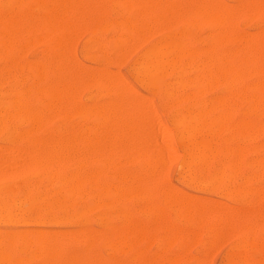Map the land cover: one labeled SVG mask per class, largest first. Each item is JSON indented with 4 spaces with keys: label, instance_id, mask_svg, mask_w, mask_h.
<instances>
[{
    "label": "rangeland",
    "instance_id": "rangeland-1",
    "mask_svg": "<svg viewBox=\"0 0 264 264\" xmlns=\"http://www.w3.org/2000/svg\"><path fill=\"white\" fill-rule=\"evenodd\" d=\"M12 1H14L13 2V10L10 9V7H9V5H11V8H12ZM33 1H35V0H23L22 1L23 4L20 6L19 4H17V2L20 3L19 0H17V1L16 0H0V17L2 16V18H0V33H1V28H2L1 27V24H3L4 19L6 18L5 19V21H6L8 19V17H9V19L12 18V20H15L18 23H23V25H18L20 27H29V29L27 30V33L28 32L30 33V34L29 33L27 34L26 33V30H23L24 33H21L20 36L17 38V40H15L16 42H15L14 48L10 49V51H9V49H4V47H3L4 45L3 44L0 45V51L3 53V54H1V52H0V101L3 102L5 100H8L6 102V104H5V102H3V104L0 105V107L1 106L3 107V110L0 108V113H1L0 114V119L2 118L0 120V122H3V124L5 123V125H6V126L4 125V127H1L0 126V155L2 154L0 156V160L1 161H3V160L5 161V163L3 162L4 164L0 161V164H1L0 166H2L0 168V172L4 176L3 177L2 175H0V178H2L0 180V185L2 186V188L0 186V193L2 191V193L0 194V197H1L0 198V204H6V203L7 204H12L13 201H14V203L18 204V207H19V208L16 207L15 208L16 210L14 209V212H16V213L13 212L14 215L12 214L11 220L4 219V220H1L2 222L0 223V242H1L0 243V247H2L1 246L2 244L3 245L6 244V245L9 246L8 247L9 250H11V251L14 250V251L10 252L11 253L10 254V257H11L10 260L11 261L10 260L9 261H6V264H14L15 260L18 261V259H19L18 262H20L21 260L23 261V258H25V262H23L24 264H39V259L38 260L36 259V258H38V256H37V249H36V231L37 230H40V232L41 231L42 232L48 231V233H50L52 237L55 236V238H59V239H61V241H62V238H65L67 236H70L71 233L73 235L76 234V233H80V232L81 233L84 232V233H87V234L90 233V234L87 235L88 236V239H89L90 236H91V234H93L94 232H96V235H95V233L92 235V237H94L95 240L94 239L92 240L91 238L89 239V242H92V243H88V239L86 237L87 244L88 245L91 244L89 248H88V245L86 244V241H85V236H86L85 235L84 238L80 241L81 244H80V242H75V243L72 242L71 243L72 245L71 244L64 245L63 246L64 249H63L62 255H63V258H69V256L72 255V254H79L84 259H91V260L95 261L97 264H102V263H104V264H114L115 261H117L118 264H121V263L122 264H124V263L125 264H130V260H131V264H137V263L138 264H143L144 262L146 264H148L147 261L149 262V264L151 262H152L151 264H170L169 261L173 262V259L175 260L176 258H177L176 259L177 264H195V263L196 264H232V263L235 264L234 263L235 260H236V264H246V262L247 263L249 262L248 264H257L258 257H259L258 263L260 264L261 261L263 262L264 259H262V258L264 256V248H261V247L259 248L258 246H260L259 244H261L262 247H264V241H262L263 238H261L262 237V231H263V237H264V224L261 223L264 220V218H262V216L264 217V208H263L264 207V201H263L264 198H262V197H264V195L261 194L262 191H259V190H261L264 187L263 186L264 185L263 180H261V177H260V176H262V173L264 174V169H261V167L264 168V166H263L262 163H260L261 161H259V162H257V165L260 166V169H258V166H256V164H255V161H257V159L260 160L262 158V156H263V159H264V149H263V152H262V148H264L263 147L264 146V132H263L264 126L261 124L262 122L264 124V74H263V72H264L263 71L264 70V66H263V64H264V61H263L264 60V56H262V54L264 55V49H263L264 48V33H263V31H264L263 30L264 29V26H263L264 25V13H263V11H264L263 10V8H264V5H263L264 4V1L263 0H260V1L259 0H218V1L217 0H212V1L211 0H209V1L208 0H202V1L201 0H194L195 3H196V4H194L193 3V0H186V3H185V0H182V1L181 0L180 1H178V0H176V1L175 0H164V1H166L165 4L168 3V1H169L168 6H167V5L164 4V1L163 0H153V1H155L154 3H156L155 6H154L152 0H150L151 2L148 1V0H146L147 2L145 0H142V1H140V0L137 1L136 0V2H135V0H129V2H127V0H120V1L119 0H103V3H102V0H88L89 1V4H88V1L87 0H82V5H81V8H80L81 0H77L79 2H77L76 0L75 1L73 0L74 2L72 4L74 6H76V8L78 7L80 9V11H79L78 8L75 9V7H74L75 14H77L75 16V15H73L74 14V9H73V5L71 3H70V5H72V7L70 6L71 7L70 10H68L69 12L66 10L67 9V6L69 7V4L67 3L68 0H54V1L53 0H36V12H38V13H36V16L37 17L35 19H34V14H33V6H34ZM43 1H44V4H43ZM61 1L64 4H62ZM100 1H101V3H100ZM108 1L110 2V5H109V2ZM121 1H123V4L125 2L124 6L121 3ZM162 1H163V4H162ZM210 1H211V3H210ZM214 1L216 2V4H215ZM75 2H76V5H75ZM94 2H95L96 5L94 4ZM126 2H127V4H126ZM160 2H161V4H160ZM179 2L181 3V5L182 4L183 5L181 6ZM14 3L16 4L15 6H16V9L17 10H15ZM52 3H54V5H55L54 8H53ZM131 3H132V5H131ZM140 3H141L142 6L140 5ZM150 3H151V5H150V7H148L149 5H147V4H150ZM173 3H175V6L173 5ZM40 4H41V7H40ZM106 4H108V6H106ZM134 4H135V6H134ZM152 4L155 7V9L157 8V6L159 4L158 8L161 7L162 10L163 9L164 10L163 11L161 10V12L159 13V10L160 9H158V12L155 11V9H153ZM169 4H171V5L169 6ZM177 4H179V5L177 6ZM185 4H187V6ZM6 5H8L9 12H8V9L6 8ZM18 5L20 7H18ZM93 5L95 6V8H94ZM137 5H138V7H137ZM222 5H223V7H222ZM225 5H226V7H225ZM254 5L257 8H258L257 5H259L260 8L263 6L261 15H259L260 12H261L260 11L261 9H258L259 10L258 11L259 14H258L257 8L256 7L254 8ZM83 6H84L85 10H84ZM97 6H98V8H97ZM109 6H111V7L109 8ZM176 6L179 9V11H177V12H176ZM195 6L198 9L197 10L198 12L196 11ZM202 6H204L203 9L206 10V14L208 12V13L211 14V16H216V14L219 16V17L218 16L215 17L216 18V23H215L214 17H212L213 21L211 19H210V21H207L208 24H207V27H206V23H207L206 20L208 18L205 15V11L203 12V9H202V12H203V15L204 16H202V12L199 13V11L201 10ZM207 6L209 7V9H208ZM246 6H247V8H246ZM127 7H129L130 9L127 8ZM132 7H134V9H135L134 12H133ZM165 7L167 9L166 11H165ZM199 7H201V8H199ZM244 7H245V10L243 9ZM62 8H63V10H62ZM113 8H114V10H113ZM126 8L128 9V14H127V9ZM146 8H147V10H146ZM151 8L155 11V14L156 15H154V11L151 12L152 11ZM226 8H228L227 11H226ZM143 9H144L145 12L142 11ZM168 9H169V13H171L172 16H173V18H172L171 14H170V19L169 20H168V18H169ZM181 9H182V12H181ZM210 9H212V10H210ZM214 9H215V11H214ZM241 9L243 10V13L241 12ZM50 10H52L53 12L51 11L47 15V12L50 11ZM88 10H89V12H88ZM90 10H91V13H90ZM130 10H131V12H130ZM148 10H150V13H149ZM208 10L211 11V12H209ZM218 10L222 14H220L219 12L215 14V12H217ZM231 10H232V12H228V11H231ZM44 11H47V12H44ZM62 11H67L66 14L68 16L65 15L64 14L65 12H62ZM97 11H98V14L96 15ZM113 11H114V13H113ZM136 11H137V13H136ZM236 11L237 12L239 11V13H237ZM251 11H252V13H251ZM56 12H57L56 23L58 22L59 24L58 23L57 24L56 23H53V25H52V24H50L51 22L49 21V23H48L47 22V19H45V18H47L49 15H52V14L56 15ZM59 12H62V14L59 13ZM70 12H72V15L73 16L70 15L71 14ZM84 12H85V14H84ZM124 12H126V13H124ZM179 12H181V14ZM227 12H228V15H229L228 18H227ZM28 13H30V15ZM42 13H43V16H42ZM115 13H116V15H115ZM151 13H152V16H151ZM191 13L193 14V17H192V14ZM6 14H7V16H6ZM92 14H93V16H92ZM136 14H138V15H136ZM159 14H160V17H159ZM224 14H226L225 15L226 16V19L223 17ZM113 15H115V16H113ZM166 15H167V17H166ZM252 15L255 16V18ZM10 16H12V17H10ZM22 16H23V18H22ZM41 16H42V18H41ZM106 16H107V18H106ZM163 16H165L166 19H165V17L163 18ZM180 16H182V19L180 18ZM24 17L27 18L26 21L24 20L25 19ZM58 17H60V18H58ZM63 17H64V19H63ZM75 17H77V21H76ZM161 17L163 18V21H164V27H163V24H162V27L164 28V30L162 32L160 31V29L162 30V27H160V23L159 22L157 23V21H159V20L162 22ZM174 17H175V20H174L175 23H173L172 24L173 26L171 25V28H170V24L173 22ZM198 17H200L201 19H199ZM220 17H222V19ZM250 17H252V18H250ZM260 17H263V18H260ZM67 18H68L69 22H68ZM129 18H130V20L127 22V27H126L125 24H126V21ZM171 18H172V21H171ZM197 18H198V20H197ZM217 18L219 20H217ZM230 18H231V20H230ZM18 19L19 20L21 19L20 22H19ZM58 19L60 21H58ZM78 19H80V21ZM118 19H120V20H118ZM136 19L138 20V23H140V25L137 23V20ZM51 20L54 21L55 19H51ZM114 20H116L115 23H114ZM196 20H197V22H196ZM224 20L225 21H228L229 20L228 21V24L226 23V26H225ZM236 20H237V22H236ZM43 21L45 22V25H44V22ZM123 21H125V22H123ZM135 21L137 23V26L135 24ZM170 21H171V23H170ZM183 21H184V23H183ZM201 21H203V22L205 21L206 22L205 23V26H203L204 24L201 23ZM217 21H222L221 22V25H220V22H219V25H217V23H218ZM230 21H232L231 24H230ZM73 22H75V23L73 24ZM86 22H87V24H86ZM112 22H113V24H112ZM133 22H134V25L132 24ZM141 22L144 25V30H143V25L141 26ZM165 22L166 23L168 22L166 24L167 25L166 28H168V26H169V29L168 30L167 29L165 30ZM185 22H186V24H185ZM191 22L193 23V26H192ZM61 23H63V25H61ZM68 23H70V25H68ZM117 23L120 24V26ZM130 23H131V25L133 27L130 25ZM199 23H201V25H202V26L200 25L201 27L198 26ZM209 23L211 25H209ZM222 23H223V25H222ZM64 24H66V26H69L68 27L69 30H68V28L66 26L64 27ZM85 24H86V26H85ZM106 24L108 25V28H107V25ZM122 24H124V25H122ZM150 24H151V27H150ZM215 24L217 25V27H215L216 26ZM72 25H73V27H71ZM115 25H118V26L114 27ZM36 26H37V29L35 30ZM47 26H49L48 30H47ZM53 26H54V28H53ZM130 26L132 27V31L130 29L131 28ZM56 27H57V30H56ZM63 27H64V31H63ZM112 27H114V29L116 31L114 29H112ZM125 27H126V29L128 28L130 32L128 31V29L125 32L124 31L125 30ZM137 27L138 28H142V30L144 31L145 35L142 36L143 39H141V35H139V34L142 33V31L138 30ZM145 27H149L150 29L149 28H146V30H145ZM158 27H159V29H158ZM44 28H45V30H44ZM71 28L73 30H71ZM155 28H157V30H155ZM197 28L198 29L200 28V29L198 30ZM223 28H224V30H223ZM49 29H50V32H49ZM54 29H55V31H54ZM80 29L82 30V32L80 31ZM94 29H95V32H94ZM120 29H121V31H120ZM212 29H213V33H211L212 32ZM66 30H67V32H66ZM150 30L152 31V33H151ZM210 30H211V32H210ZM222 30H223V32L225 31L224 32L225 35L222 32ZM234 30H235V32H234ZM38 31H40V33ZM72 31L74 32L75 35L73 34ZM133 31H134V34H131V32H133ZM135 31H137V32H135ZM32 32H33V34H32ZM55 32L57 33V35H56ZM68 32L69 33L71 32V34L73 35V37H72L73 39L70 38V35L71 34H69ZM184 32H186V33H184ZM217 32H219V33H217ZM42 33H43V35H42ZM115 33H116V36L114 35ZM129 33L131 34L130 36H129ZM136 33H138V34L136 35ZM229 33L231 34V37H230ZM240 33H241V35H240ZM244 33H245L246 37H245V35H243ZM45 34H48V35L45 36ZM79 34H81V35H79ZM31 35H32V37H31ZM33 35L35 36V39L36 40L34 39ZM217 35H218L219 38L217 37ZM219 35H222V36H219ZM114 36L115 37H118V38H116V40H115V38L113 39ZM139 36H140V39H139ZM171 36H176L179 39L183 40L187 44V46L189 47V49L192 51V53H193V56H191L190 58H188L187 59L188 61L187 60L185 61L187 64L185 65L186 66V69H185V76L186 77L184 76V78H183L184 79L183 80L184 83H183L182 80L181 81H177V79H176L177 75L175 74V71L176 70L173 69V68L172 69L168 68L167 73L164 74L163 77H162V82H164L166 85L167 84L168 85L171 84L170 85V89L176 94V97L172 98V100L170 98H167L166 99V97L162 96L156 89H154L152 87L150 88V87L143 86V84H141L138 80H136V78L134 77L133 72H132V69H133L132 66L134 67L135 63L138 61V59L146 51H148L149 49H151L153 46H156V45H158L160 43H164V42L168 41ZM239 36H240V38L242 36L241 41L244 39L242 41V44H241V41L239 40ZM39 37H41V38H39ZM62 37H64V39H65V41L63 39V41H64L63 43H66V44H63L62 43V41H61L62 40ZM121 37H123V39H121ZM52 38H54V39H52ZM55 38L57 39V41H55ZM124 38H125V40H127V39L128 40L125 42ZM132 38H134V39H132ZM166 38H167V40H166ZM235 38H236V40H235ZM255 38H256V40H255ZM45 39H47V40L48 39L49 40L51 39V41H49V40L47 41ZM117 39H118V41H117ZM217 39H218V41L216 42ZM219 39H220V41H219ZM70 40H72L73 42H70ZM237 41H238V43H237ZM249 41H250V43H249ZM0 42L3 43L2 34L0 35ZM35 42H37V43H35ZM55 42L58 43V45H54ZM210 42H212L214 45L212 43H210ZM218 42H220V43H218ZM234 42H235V45L233 44ZM258 42H259V44H258ZM48 43H50V45H47ZM61 43H62V45H61ZM253 43H254V46H253ZM68 44H69V47L67 46ZM115 44H116V46H115ZM51 45H53L54 47L53 48L50 47L51 48L50 49L49 46H51ZM228 45H229V47H228ZM245 45H248V46H245ZM250 45H252L253 47L250 46ZM257 45H258V47H257ZM57 46H58V52L60 51V54H59L60 57H59V55L58 56L56 55L58 53V52H56ZM71 46H72V50H71L72 51L71 52L72 55L69 54V51L71 49L70 48ZM117 46L119 47L118 49H117ZM240 46H243V48H241ZM22 47H23V49H22ZM43 47H44V49H43ZM63 47H64V50L65 51L62 50ZM206 47L208 48V50H207ZM238 47H240V48L238 49ZM251 47H252V49H251ZM255 47H256V49H254ZM259 47H261V48L258 50ZM68 49H69V51H68ZM98 49H99V51H98ZM122 49H124L125 51L122 50ZM201 49H203V50H201ZM244 49L246 50L245 54H244V51H245ZM118 50L121 51V54H120V51H118ZM237 50H239L240 56H239V53H237ZM256 50H258V51H256ZM48 51H51V52L48 53ZM205 51H206V53H205ZM231 51H232V53H231ZM53 52H54V54H53ZM195 52H196V54H195ZM253 52H255V54ZM256 52L259 55L256 54ZM86 53H87V55H86ZM209 53H210V55H209ZM250 53H251V55L253 53L252 57H251ZM15 54L16 55L19 54L16 57L17 60H19V61H17L16 58L14 57ZM67 54L70 55V57L68 56V58H66V55ZM84 54L87 57H84ZM91 54H92V56H90ZM202 54H204V55H202ZM234 54H235V56H234ZM38 55H39V57H38ZM101 55H103V56L101 57ZM206 55H207V57H206ZM246 55H248L249 57L246 56ZM12 56H13V58H12ZM51 56L53 57V59L50 58ZM195 56H196V58H193ZM238 56H239V58L241 57L239 60H238ZM8 57H9V59H8ZM243 57L245 58L244 60H243ZM246 57H247V60H246ZM256 57H257V59L259 57L258 61H257ZM59 58H60V60H59ZM261 58H262V60H261ZM4 59L7 60V62H8V60H11L10 62L14 65L13 67H11L12 69L10 68L11 63L8 62L9 64H7L6 61L4 62ZM199 59H200V61H199ZM203 59H204V61H203ZM201 60H202V63H201ZM255 60L257 61V63H256ZM26 61H27V63L29 61H30V63L33 62L34 63L33 64L34 66H35V64H43V65L45 64V66H49L51 68L50 69L51 72H49L50 74H48V73L46 74L45 73L46 75H44L40 80H38V79L36 80L35 79L36 77H34V79H33V76H35V75H34V72H32V74H31V71H32V67H34V66H31L30 67V63L27 64V63H25ZM76 61H77V64H76ZM78 61L80 63H78ZM104 61L105 62L107 61V62L105 63ZM109 61H110V65L108 63ZM196 61H197V63H196ZM244 61H247V62H245L246 65H245ZM50 62L52 63V66H50L51 65ZM70 62H71V64H70ZM204 62H206V63H204ZM233 62H235V65H234ZM242 62H243L244 65H242ZM18 63L21 65L22 71H20V70L18 71V69H20V65ZM64 63H65V65H64ZM198 63H200L201 65L198 64ZM203 63H204V66L202 67ZM210 63H211V66H210ZM222 63L224 64V66H223ZM259 63H260V66H259ZM5 64H7V65H5ZM26 64H27V67L25 69V65ZM54 64H55L56 68H55ZM8 65H9V67H8ZM15 65H16V67H15ZM68 65H69V67H67ZM208 65H209V68H208ZM254 65H255V67H253ZM257 65H258V67H257ZM1 66H2V68H1ZM18 66H19V68H18ZM63 66H64V68H62ZM246 66H247V69H249V71L247 69H245ZM204 67H205V69L203 70ZM220 67H221L222 70L220 69ZM236 67H238V68H236ZM28 68H29V70H28ZM190 68H192L194 70H192V69L190 70ZM243 68H244V70H243ZM260 68H261V71H260ZM55 69H56V71L57 70L60 71V75H58V77L56 75H53V71ZM209 69H212V71H213V76H214L213 79H209L206 76V73H207V71ZM187 70H188V72H186ZM196 70H198V72ZM226 70L228 72V75H226L227 77H225L224 75H222V72L223 71H226ZM254 70H257V72L254 71ZM61 71H63V72H61ZM77 71H78V73H77ZM104 71L105 72L107 71V72L104 74ZM18 72H19V75H18ZM110 72H111V74H110ZM202 72H203V75L204 76L202 75ZM214 72H215L216 77L214 75ZM231 72H232V74H231ZM234 72L236 74H234ZM8 73H10V76H8L9 75ZM67 73H68V75H67ZM114 73H116V75L118 73V75L121 76V77H118V75L117 76L114 75ZM176 73H177V71H176ZM250 73H251V75H250ZM16 74L19 76L20 82H19L18 79H16V77L18 78V76ZM65 74H66V76L64 77ZM74 74H76V78H75V75ZM91 74H92V76H91ZM196 74H197V77H198L197 79L200 80V82L195 78L196 77ZM198 74H200L201 76L198 75ZM29 75H32V77L29 76ZM79 75H80V77H79ZM219 75H220V78L221 79L219 78ZM14 76H15V78H14ZM48 76H49L50 80H51V77H52L53 82H52V80L51 81L49 80ZM67 76H68V78H67ZM191 76H193V78ZM202 76L204 78H202ZM102 77H103L104 81H103ZM108 77L110 78V80H109ZM112 77L114 78L115 83L113 82ZM238 77H239V82L237 81L238 80ZM31 78H32V82L35 81L34 84H32V89H31V85H30ZM74 78L77 80V82L74 80ZM83 78H84V81H83ZM96 78L98 80H96ZM100 78H101V81H100ZM226 78H227V80H226ZM122 79H123V81H122ZM187 79H189L190 81H188ZM202 79H203L204 82L209 83L210 87L208 86V84H206L204 82H201ZM107 80L109 81V83L107 82ZM116 80H117V84H116ZM194 80H196L197 83L194 82ZM214 80L216 82H214ZM250 80H251V82H250ZM257 80H258V82H257ZM8 81H9L10 84L8 83ZM36 81H39V82L36 83ZM58 81L60 83L61 82H64V84H67V85L69 84L68 87L71 88L70 91L72 92V99H70V102L69 103L67 102V105L64 102L61 103V104L60 103L57 104V106L61 107L60 108V112L62 110V113L59 116H58V114H60V112H58L59 111L58 110L59 107L54 106L53 109L52 108L50 109L47 106V110H45V104H43V103H47V98L44 96V94L42 92L44 89H46L45 87H47V86L49 87V86H51V84L53 85V84H55V82H58ZM118 81H119V83H118ZM15 82H17V84L14 85ZM81 82H83V84H81ZM101 82H103V83L100 84ZM105 82L107 84H109L110 87H108V85H106ZM177 82H179V84ZM211 82H212V84H211ZM217 82H218V84H217ZM219 82H221V83H219ZM222 82H223V84H222ZM248 82H249V86H248ZM262 82H263V85L262 84L260 85V83H262ZM75 83H77V85H75ZM180 83H182V84L180 85ZM189 83H191L190 84L191 86L189 85ZM233 83H234V85H233ZM254 83L256 84V86H255ZM258 83H259V88L260 89L258 88V85H257ZM37 84H39L40 86L37 85ZM61 84H63V83H61ZM203 84L204 85L206 84V87ZM252 84H253V86H251ZM88 85H89V88H87ZM105 85L109 89L106 90ZM128 85H129V87H128ZM183 85H186V87H184ZM27 86H29L30 88L27 87ZM112 86H114V88ZM115 86L117 88H115ZM122 86H123V88H122ZM192 86H194V87L196 86V89L198 91L196 90L194 92L195 88L192 87ZM233 86H234V89H233ZM14 87H15V90H14ZM36 87L39 88V90H41V91H39L36 94V96H35L34 95V92H35V89H37ZM72 87H74L75 90ZM104 87H105V91L103 90ZM25 88H26V90H25ZM82 88H83V92H82ZM119 88L121 89L120 91L117 90ZM180 88H182V90ZM201 88H202V90H201ZM223 88H225V90ZM231 88H232V90H231ZM261 88H262V90H261ZM78 89H79V91H78ZM130 89H131V91H130ZM206 89H208V91ZM245 89H247V91H245ZM253 89H254V91H253ZM22 90H23V92L25 91L24 94H21V93H23V92H21ZM31 90H33V91H31ZM258 90H259V92H258ZM116 91L119 92V93H116ZM125 91H126V93H125ZM236 91H237V93H236ZM238 91L240 93H238ZM13 92H14V94H12ZM106 92H108V93H106ZM114 92H115V94H114ZM133 92H134V94L136 96H134ZM177 92H178L179 95L177 94ZM182 92H183V94H182ZM199 92H201L202 94L199 93ZM104 93H106V94H104ZM127 93H129V95ZM243 93H245V94H243ZM4 94H5V98H4ZM17 94H18V96H15ZM98 94H99V96H98ZM21 95H22V97H21ZM89 95H91V98L90 99H89V97H90ZM118 95H119V97H118ZM187 95L191 97V100L188 98ZM196 95L197 96L199 95V96L198 97H195ZM232 95H233V97H232ZM33 96H35V98ZM84 96H86V97H84ZM87 96H89V97H87ZM127 96H128V100L126 102V100H125L124 97H126V99H127ZM177 96H178V98H177ZM181 96H182V98H181ZM183 96H185V97H183ZM240 96H243L245 98L242 97L243 100H241ZM8 97H9V99H7ZM74 97H75V99H74ZM186 97H187V100H186ZM194 97H195V99H194ZM18 98H20V99L18 100ZM31 98H32V101L33 102L31 101ZM179 98L181 99V102H180V99ZM184 98H185L186 102L188 101L187 103L184 101ZM247 98H248V100H247ZM138 99H139V102H138V106H137V100ZM13 100H17L18 101V104L20 102L21 105L19 104V107L22 110H23V107H21V106L24 103H26V102L30 105V107L34 108L36 111H40L41 110L40 116L42 117L41 118L42 126L36 130V128H35L36 126L34 124H32L33 121L31 123L29 122L32 119H29L28 120L25 116H23V113H20V110H18V105L17 106H14L13 105V107H12V104H9ZM38 100H40L41 102L38 101ZM189 100L191 101V103L189 102ZM192 100H194V102ZM202 100L204 102H202ZM218 100L219 101L220 100L222 101V107H220L218 105ZM255 100H256V102H255ZM145 101H146V104H145ZM167 101H168L169 104L167 103ZM208 101H210V102H208ZM100 102H101V104H100ZM108 102L111 103L109 106L107 105ZM112 102H113V104H112ZM119 102L121 103V106H120ZM130 102H131V105H130ZM149 102H150L151 105L149 104ZM162 102H164V103H162ZM178 102H180V103H178ZM199 102H200V104H199ZM233 102H234L235 106H234ZM114 103H115V105H114ZM170 103H173V104H170ZM194 103L196 105H194ZM202 103L205 104L204 107H202V109H206L207 110L208 109L207 106H208L210 108L208 110L211 111V113L209 112V115L207 117V121L205 122L207 126L205 125L203 127V129L201 127L200 133L198 132L197 134H195L194 135V139L191 138L193 136H191L189 138V136H187V134L185 133L186 132L185 126H180L179 127L177 125V127H176V120H178V119L181 118L182 113H184V111L186 110V108H187L186 111L189 110L190 113L193 112V111H194V113H196L197 108L199 110H201L200 107L202 106ZM214 103H215V105H214ZM223 103H224V105H223ZM260 103H261V105H260ZM62 104H65V106L62 105ZM103 104H106V106H108V108H110V109L107 108L108 111L110 110L112 112V109H113V106H114L115 107L114 109L117 110V111H119V112H115V110L113 109L114 112L112 113V119H111V112L109 111L110 116L108 118V122H107L106 128H104L105 127V125H104L103 127H100L98 130H96V128H97L96 127V124L98 125V121L99 120L101 121V118H99L97 116L98 115V108H99V106L100 107H103V106H101ZM122 104H123V107L124 106H126V107L123 108L122 107ZM198 105H201V106H198ZM252 105H253V107H252ZM259 105H260V107L262 109L259 107ZM39 106H40V110H39ZM63 106L65 107L64 108L65 110L62 109ZM88 106H89V108H92L93 107L91 109L90 113L93 110L94 111L91 114L89 113V110H90L89 108H88V111H87V107ZM118 106H120L119 110H118ZM135 106H136V108H135ZM167 106H169V108ZM184 106H186V108ZM190 106H191V108H189ZM14 107H17V108H15V111L13 109ZM81 107H83L84 110H83V108L80 109ZM95 107H96V109H95ZM131 107H132V109H131ZM142 107L144 109H141ZM182 107L184 109H182ZM56 108H57V110H56ZM137 108L140 109V113L138 112V109ZM233 108H234V110H233ZM16 109H17V111H16ZM43 109H44V112H43ZM48 109L50 110L49 112H48ZM146 109H148V110H146ZM212 109H214V110H212ZM224 109L228 110V116H227L228 117V121L226 120L227 123L225 122V120H224V123L221 122L222 113L224 112ZM71 110H72V112L70 113ZM80 110H82L84 112L81 111L80 114L79 113H77V115H76V113L74 114L75 111H78L79 112ZM129 110L131 112H129ZM18 111L22 115V118H21V115L20 114H19V117H18ZM86 111H87V113H85ZM141 111L142 112L144 111L143 112V116H145V118L143 117V123H142V126L140 127L139 131H138V128H137V131H136V128L133 129L132 126H134L135 121L137 123V124H135V126H137L138 124H140L139 123L140 120L142 122V115H141L142 112ZM176 111H177V113H176ZM186 111H185V113H189V112H186ZM212 111H214V112H212ZM13 112H16V114H15L16 116L14 115ZM50 112H52V114H54L56 112L54 114V118H53V116H52V114ZM253 112H255V113H253ZM45 113H47L48 116L45 115ZM83 113H85L86 117H85V115ZM88 113H89V115H88ZM117 113H121L119 115L120 118H118V116L115 115ZM130 113L132 114V116H130ZM145 113H146V115L148 114L147 117H146V115H144ZM155 113H156V116H155ZM175 113H176V115H175ZM240 113H243V114H240ZM78 114H79V116L81 115L82 119H83V117H85L84 120H82V119L80 120L81 117H79ZM245 114H246V116H245ZM249 114H250V116H249ZM8 115L10 117H8ZM127 115H129L128 120L131 119L130 120L131 122L127 121V118H126V117H128ZM135 115H136V117H134ZM218 115L220 117H218ZM60 116H62V117L60 118ZM70 116H71V119H70ZM96 116H97V118H96ZM154 116H155V118H154ZM24 117H25V119H26L27 122L25 121V119L23 120ZM44 117H47V118H44ZM56 117H57V119H55ZM114 117H116V119ZM214 117L216 119H214ZM87 118H89V120ZM121 118H122V120H121ZM132 118H134V119H132ZM137 118H139V121L136 120ZM11 119H12V121H11ZM35 119H36V116H35ZM45 119H47V120L49 119L51 122L50 121H47ZM54 119H55V121H54ZM145 119H146L147 124H148L147 126H146ZM157 119H158V121H157ZM219 119H220V122H219ZM109 120H111L112 122L113 121L115 122V123L112 124L111 121H110V123H111V126L110 127H109V125H110L109 124ZM132 120L134 121L133 124H131L132 123ZM241 120L245 124V126H244V124L243 125H240V127H242V130L239 127V124H240ZM93 121H94V123H93ZM122 121H123V123H122ZM171 121H172V123H171ZM28 122H29V124H28ZM48 122H49V124H48ZM127 122H129L128 125H127ZM173 122H174V124H173ZM242 122H241V124H242ZM19 123H21V124H19ZM219 123H220V125L222 124V126L220 127V125H219V129H217L218 128V125L216 126V124H219ZM44 124H47V125L44 126ZM93 124H94V128H95L94 129L95 130L94 136H93V134H90V133H92L91 131H93V129H92ZM114 124H117V125L119 124L118 125V128L120 127L119 128L120 131L118 129V132L119 133H117V131H115L117 129L116 128L117 125L115 126ZM258 124L260 125L261 130L258 128ZM125 125H126V127H125ZM71 126H73V128ZM127 126L130 127V129L127 128ZM148 126L150 127V129L148 130V132H145V131H147V127ZM163 126H164V129H163ZM208 126H210V129L211 130L208 129L209 128ZM33 127H34V130L32 132L29 131V130L33 129ZM107 127L110 129V131L107 130L108 129ZM112 127H114L115 129L112 128ZM121 127H122V129H121ZM131 127H132L133 131H136L137 133L139 132L138 135H136L134 133L135 134V138H137L136 141H135L134 138L132 139V137H134L133 134H132L131 139H130V138H127V137H130V136H127V134L125 133L127 130L124 131V129L126 128V129L129 130L128 131V134H130V131L132 130ZM144 127H146V129ZM178 127H179V129H178ZM238 127H239V130H238ZM89 128H91V129H89ZM183 128L185 129L184 131H183ZM253 128H254V131H252ZM162 129H163V131H162ZM207 129H208V132L209 133L207 132ZM216 129L217 130H220L221 132L220 131L217 132ZM226 129H228L227 132H226ZM256 129H257V132H256ZM6 130L8 131V133H7ZM35 130H36V132H35ZM59 130H61V131H59ZM99 130L101 132L100 133L101 134V137H103L104 134H105V135H108L109 138H107V136H104L101 139L100 134H99ZM104 130H105V133L103 132ZM106 130L109 131V132H106ZM113 130L117 133V136L119 135L121 137V138L118 137L120 139L119 141L117 139V144L121 142V144L119 146V151H117L118 150V146L117 147L115 146L116 150H115V148H113V150H112V147H111V149L110 148H106V150H104V149L101 150L99 148V151H97V150H95V149H97V147L95 145H93L95 147V149L93 148L94 149V151H93L92 148H91L92 146L90 145L91 142H92V138H93V140L96 143H97V141L98 142H103V139H104V142H106L105 141V137L109 141L113 137H117L116 134L113 132ZM143 130H144V132H142ZM166 130H167V132L165 134V131ZM28 131H29V133H28ZM64 131H66V133ZM68 131L70 132L69 135H68ZM169 131H170L169 136H166V135H168L167 133H169ZM181 131H182V133H181ZM240 131L243 134V137H242ZM4 132H6V135H5ZM71 132H72V134H71ZM110 132H112V133L110 134ZM171 132H172V134H171ZM214 132H217V133H215V134H217L216 136L214 135ZM247 132H248V134H247ZM249 132H252V133L249 134ZM120 133H122V134H120ZM244 133H245V135H244ZM253 133H254V135H253ZM16 134H17V136H16ZM19 134H21L22 136H20ZM97 134L99 135V137H98ZM114 134H115V136H114ZM140 134H142L143 138H145L147 136L146 140L148 139V141H146L148 143L142 144V149L143 150H145V147L147 146L146 149L148 150L147 151L148 153H144L145 154V156H144L145 159L147 158L146 160L143 157H141V155L143 153L142 152V149L140 150L141 153L137 149V147H139L140 143H143V140H145V139H142V136ZM205 134H206V137H205ZM57 135L59 137H57ZM123 135H125L126 138H124ZM210 135H212V138H211ZM72 136L81 137V138H83V141L86 140L85 141L86 143H87V141L90 140L89 141L90 144L87 143V147L86 146H84V147L83 146H76L72 150L71 149H67V151H66V149H60L59 150L57 148H52V147H50V146L47 145V143L51 139H62V140L64 139L65 140V139H67L69 137H72ZM184 136L187 137V139H185ZM16 137H17V139H16ZM20 137H21V142H20ZM181 137H182V139H181ZM206 138L209 139V140H211L212 144H213V141H214V145L213 146H214V148H216L218 150V152H219L218 155L214 156V158H213V156L206 157V159H204V160H207V165L206 164H201V166H200L199 163H201V162H196L197 164L195 163L194 166H193V163H190L189 166L185 165V163L187 162V158H186L187 157V154L186 153L188 151V146H189V144L192 143L189 140H191V141L193 140V142H194L195 140L206 139ZM33 139H36V140H33ZM124 139H125V141H124ZM150 139L155 143V145H152V146L156 147L157 150L159 148V151L160 152L159 151L158 152L156 151L158 153L157 155H160V157H161V153H162L163 154L162 157L165 156L164 158H166V159H164V158L162 159V157H161V159L164 160V162L167 161V160H169V157L170 158L173 157V159H171V162L174 161L172 163L169 161V163H168L169 165L168 164L161 165V168H160V166L156 167L157 174H156V172L153 173V177L150 174H151V172H153L152 168H154V167L151 166L149 168L150 169V173H148V171H149L148 167L151 164H148L149 166L147 167V169H146V166L147 165L145 163H144L145 165L142 168L139 167V166H141L140 163H141L142 159H144L146 162H147V160L149 162H155V161H151L149 159L150 158V155L149 154H151L149 151H152V147L150 149V146L151 145L150 146L148 145V144H151L150 143L151 142ZM127 140L129 142H131V140L133 142V140H134V143L136 144L135 147H134V150L136 151V153L133 152V148H129V146L131 144ZM186 140H187V143L190 142L188 145L186 144ZM18 141H19V143H18ZM8 142H12V143H8ZM34 142L37 143V145ZM124 142L125 143L127 142V144H128V147H126V150H128L127 151V154L124 153V152H126V150H125L126 144ZM153 142H152V144H153ZM122 143H124L125 146L122 145ZM216 143H218V144H216ZM165 144H166V146H165ZM183 144H184V146H183ZM240 144H241V146H240ZM251 144H252V146H251ZM38 145H39V147H38ZM88 145H90L91 147L88 146ZM121 145H122V147H121ZM235 145H236V147H235ZM238 145H239V147H238ZM4 146H6V147H4ZM258 146H259V148H258ZM7 148H9L8 149L9 152L6 151ZM21 148H22L23 151L21 150ZM45 148H47L48 150L45 149ZM75 148H76V150H75ZM87 148H88V150L90 149L91 151L89 150L90 151L89 152L87 150ZM240 148H241L242 155L240 154ZM17 149L20 150V151H16ZM25 149H26V151H25ZM33 149H35V150H33ZM154 149H153L152 155L155 154L154 153ZM221 149H223V150H221ZM248 149H249V151H248ZM255 149H257V150L255 151ZM259 149H260V153L261 154L259 153ZM27 150L28 151L30 150L29 151L30 153ZM42 150H43L44 153H45V151H47V153H45V157H44V154L41 153ZM49 150H50V152H49ZM81 150L83 151L84 156L82 155V151ZM251 150H252V154H251ZM11 151H13V152H11ZM53 151H54V153H53ZM70 151H72L73 154ZM121 151H122L123 154H121ZM230 151L233 152V154H231ZM5 152L7 153V156H9V157L11 156L10 159H7L6 158L7 156H6V153ZM25 152H27L28 154H30V157H31L32 161H30V159H28V158H27V161H26V157L27 156L29 157V155L26 154ZM60 152H61V154H60ZM74 152H76V154ZM85 152H87V153H85ZM96 152H98V153L96 154ZM237 152H238V155L236 154ZM243 152H244V154H243ZM38 153H39V155H38ZM55 153H56V155H55ZM79 153L81 155H79ZM94 153H95L96 157H95V155H93ZM104 153H105V156H104ZM108 153H110L111 155L108 154ZM112 153H113V155H112ZM228 153L230 155H228ZM25 154H26V156L24 157ZM63 154H64V156H63ZM114 154L116 156H114ZM120 154H121V157H120ZM130 154H131V156H132L133 159L131 158ZM137 154L138 155L140 154L139 155V158L141 160L138 157L136 158L135 155H137ZM147 154H148V156L146 157ZM3 155H5V156L2 157ZM40 155H42L44 157L43 158V161L40 160L42 158ZM51 155L53 156V159H52ZM54 155H55V157H54ZM99 155H102V159H101V156H99ZM183 155L184 156L186 155V156L184 157ZM56 156L57 157L59 156L58 158L60 159V163H59L58 158ZM61 156H63V157H61ZM87 156L89 158L86 159ZM238 156H240L239 157L240 160L243 158L241 160V162L243 161V163L245 164V167L240 172L241 174H237V176L234 178V180L232 182L233 184L232 183H228V182H225L224 183L225 180L223 182H220V183L219 182H215L216 180H214V182H215L214 183L213 182V179L212 180L210 179V181L208 180L210 183H208L207 185H205V184L202 185L201 181L203 182V179H202L203 176L205 178L206 177V174L207 175L208 174L213 175V173H216L215 171L221 170V168L227 162H229V161H231L233 159L235 160V157L237 159ZM129 157H130V159L128 160ZM153 157L155 158V155ZM253 157L255 159L254 162H253V159H252L253 164H255V165H253L254 167L252 166V162L250 164V159L253 158ZM34 158L37 160L38 166L35 163L36 160L33 161ZM72 158H73V160H72ZM83 158H85V160ZM104 158L106 159V161L104 160ZM154 158H153V160H155ZM23 159H25V160H23ZM51 159H52V161L55 160L54 161V165L56 164L55 166L53 165V162H51ZM80 159H81V162H80ZM91 159H92V161H91ZM98 159H99V161H98ZM138 159H139V161H138ZM181 159L183 160V162H185L184 164L182 163V160ZM263 159H261V160H263ZM88 160H90V162H92V163L95 160V162H94V164H92L90 166L91 163L87 162ZM123 160H124V162H123ZM130 160H131V162H130ZM136 160H137V162H136ZM28 161L30 162V165L31 166L28 164L29 163ZM64 161H65V163H64ZM104 161H105V163H104ZM126 161H128L129 163H127ZM224 161H226V162H224ZM23 162L25 163V166H24V163ZM31 162H33V164H31ZM96 162H97V164H96ZM101 162H103L104 164L101 163ZM107 162L109 164V167H107L108 166ZM138 162H139V165H138ZM159 162H158V165H159ZM73 163H74V165H73ZM87 163H88V165H87ZM98 163H99V165H98ZM124 163H126V165L127 164L128 165L126 166ZM130 163L132 165H129ZM162 163H163V161H162ZM165 163H167V162H165ZM216 163L218 164L217 167H216ZM246 163H248V166H249L248 169H247ZM259 163H260V165H259ZM69 164H71V166ZM26 165H27V167H26ZM43 165H45V168L43 167V169L41 170L40 167H42ZM65 165H66L67 168L65 167ZM79 165H80V168H79ZM104 165H105V167H104ZM183 165H185V166H183ZM191 165H192V167L194 169H195L196 166H198V167H196V169L194 170L191 167ZM75 166H76V169H75L76 172L75 173H78V172H83L84 173L85 172V174L88 175V176H90L93 173L94 174H98L99 175V179H100L99 182H101V184H99V186H101L102 188H103V186L106 187V188H108L110 190L109 192L112 193L113 192L112 189L118 186V187H123L127 191V192L126 191L124 192V193H127V195H125L123 193V195L122 194L120 195V198H117L118 195H114V194H111V193L106 192L107 197L106 196L105 197L102 196V197H98L97 198V195L95 194V192L98 191V188H95V187L92 188L91 185L88 186L87 184H85L82 187V189H81L82 191L81 190H77L76 191V190L72 189L71 187H69L67 185V183H64L63 182V180H64L63 178H66V176H68V178L71 177L74 174V167ZM38 167H39V169H38ZM101 167H103V168L100 169ZM185 167H186L187 171H186ZM201 167H204V170H203V168L201 169ZM251 167H253V168H251ZM24 168H25V170H24ZM57 168H58V170H57ZM113 168H114V170H113ZM158 168L160 170H158ZM162 168L164 169V171L162 170ZM218 168H220V169H218ZM78 169H80V170L78 171ZM2 170H4V171H2ZM9 170H10V172H9ZM27 170H28V172L26 173ZM31 170H32V172H31ZM59 170H60V172H58ZM108 170L111 171V174H110V171H108ZM137 170H138V172H137ZM146 170H147V172H145ZM15 171H16V173H15ZM102 171H104V172H102ZM106 171L108 172V174H107ZM54 172H55V174H54ZM116 172H117L118 176H117ZM136 172H137V174H136ZM187 172H188V175H187ZM244 172H246V173H244ZM258 172H259L260 175L258 174ZM24 173H25V175L23 176ZM71 173H72V175H70ZM144 173H148L149 174L148 179H146L147 178V176H146L147 174H144ZM158 173H160L161 175H158ZM26 174L28 175L29 179H27ZM122 174H123L124 177L122 176ZM164 174H165V176H164ZM180 174H182V175L180 176ZM193 174H194V177H193ZM254 174L256 176H259V178L257 179V177ZM48 175H50L51 177H53V179L51 180V178H48ZM57 175H58V177H57ZM107 175H109V177ZM110 175L112 177L114 175H116V176H115V178L114 177L111 178ZM134 175H136L135 177L137 179V182H136L135 177H133ZM143 175H144V177L146 176L145 179H144ZM195 175H196V177H195ZM253 175H254V178H253ZM9 176H11V177L9 178ZM137 176L139 178H137ZM155 176H156V178H155ZM159 176H160V178H159ZM190 176H191V180H190ZM199 176H200V178H199ZM250 176H251V178H250ZM22 177H23V179H22ZM25 177H26V180H25ZM60 177H61V180L62 181L60 180ZM130 177H131V179H130ZM132 177H133V180H132ZM244 177H246V178L248 177V178L246 179ZM58 178H59V181H57ZM158 178L160 179V181L158 180ZM161 178H162V180H161ZM187 178H188V180H187ZM31 179L34 180L33 183H32V180ZM139 179L141 180V182L139 181ZM256 179L259 182H257ZM6 180H8V182ZM36 180L39 181V182H37ZM45 180L48 181V185L50 186V188L48 187V190H47V186L48 185L45 184V183H47V181H45ZM145 180H146V182H145ZM152 180H153V182H152ZM242 180L244 181V183L242 182ZM30 181H31V183H30ZM150 181L152 183H150ZM192 181H194V182H192ZM50 182H51V184H49ZM106 182H108V183H106ZM155 182L157 183V185H156ZM20 183L21 184L23 183V185H21ZM109 183H110L111 186L109 185ZM195 183H196L197 187L195 186ZM211 183L214 186L216 185L217 188H215L216 187L215 186L214 189H210V187L212 185L210 187L208 185H210ZM223 183H224V185H223ZM2 184H4V186ZM65 184H66V186H65ZM125 184H126V186H123ZM135 184H136V186H135ZM144 184H145V186H144ZM154 184H155L156 188L154 187ZM227 184L229 185V190L231 188H235V189H240V188L242 189L243 187L246 188L247 190L246 189L245 190L248 191L246 195L248 197H246V198L244 197V199H245L244 200L243 198L237 196L236 194H235V197H234V194H232V196H231V194L228 193L229 191H228ZM231 184L233 185V187H232ZM15 185H16V187H15ZM33 185H34V188H33ZM60 185H61L62 189L60 188ZM106 185H108V186H106ZM130 185L133 186V187H135V189H137V190L131 188ZM146 185H147V187H146ZM152 185H153L154 188L152 187ZM191 185H192V187L190 188L189 186H191ZM9 186H10V188H9ZM222 186L223 187H226V188L225 189H221V188H223ZM13 187H14V189H13ZM67 187H69V189ZM129 187H130L131 190L129 189ZM164 187H166L167 189L166 188L163 189ZM207 187H208V189H207ZM251 187H252V191L253 192L251 191ZM253 187L254 188L256 187V189H255L256 190V194H257V191H258V193L261 192V193H259L260 195L257 198H256V194L254 192V188ZM21 188H22V191L23 192H21ZM24 188H25V190H23ZM168 188L170 190H168ZM198 188H200V189H198ZM211 188H213V187H211ZM38 189H39V193H38ZM43 189H44V191H43ZM66 189H67V191H66ZM70 189L72 190V192H74V191L75 192L72 194ZM132 189H133V191H132ZM160 189H161V194H160ZM204 189H205V191H204ZM54 190H56L57 192L54 191ZM69 190H70V192H69ZM94 190H95V192H94ZM225 190H226V193H225ZM24 191H26V192L24 193ZM89 191L90 192L92 191V192L90 193ZM137 191L139 193L138 194V200H137V193H136ZM173 191H174V193H173ZM5 192H6V194H5ZM19 192L21 193V195H22L23 198L25 197L24 200L23 199L21 200L22 197H20L21 195L19 194ZM129 192H130V196H129ZM167 192H168V195H167ZM49 193H53V194L51 195ZM59 193H60V195H59ZM65 193H66V195H65ZM82 193H83V195H82L83 197L81 196V199H79V197H80V195ZM184 193H185V195H184ZM249 193H252V194H249ZM62 194H63V196H62ZM150 194H151V196H150ZM188 194H190V195H188ZM225 194H226V196H225ZM77 195H78V197H77ZM89 195L93 196L94 198H92V197L90 198ZM131 195H132V197H131ZM134 195H135V197H133ZM140 195H143L142 199H141V197L139 198ZM144 195H145V197H144ZM159 195H161L162 198ZM178 195H181V196H178ZM59 196H61V197L59 199H57ZM69 196H70V200H69ZM109 196H110V198H109ZM163 196H165L164 197V201L166 203L167 208H166L165 204L162 203L163 202V200H162L163 199ZM189 196H191V198ZM195 196H196V198H195ZM199 196H201V197H199ZM7 197H9L10 199L7 198ZM43 197H45V198H43ZM113 197L115 198L117 204L112 199ZM127 197H128V199H127ZM129 197H130V199H129ZM181 197H182L183 200H181ZM96 198H97V201H99V202L96 201ZM143 198H144L145 202L147 201V198H148V201H147L146 204H144ZM169 198L170 199H175V200L172 201ZM200 198H202V199H200ZM233 198H235V199H233ZM236 198H239L238 201H236ZM7 199H8V201H7ZM48 199H49V203L51 202L53 205H51V203L49 205ZM66 199L68 200V203H67V200ZM78 199H79V201H77ZM131 199H132V201H131ZM133 199L135 201H137V202H134ZM178 199H179V203H178ZM188 199H189V205L191 206V209L193 207L192 211L189 210V212L187 210L190 209V206H185L187 208V210H185V211H184V209H186V208L184 206L183 207L181 206L182 205L181 204L182 201H186L187 204H188ZM190 199L193 200V201H190ZM204 199H207V202H206V200L204 201ZM240 199L241 200L243 199V200L241 201ZM33 200L35 201V203H34L35 205H33V209H31V208L29 209V202L30 201H33ZM38 200H39V202H38ZM167 200H168V202H167ZM180 200H181V202H180ZM232 200H234V201H232ZM21 201H25V202H22L21 203ZM56 201L60 202L59 204H61V205L57 204ZM75 201H76V204H78V202H79V204L78 205H71V204H75L74 203ZM91 201H92V203H91ZM109 201L110 202L112 201L113 203H110ZM141 201H143V202H141ZM149 201H150L151 204L149 203ZM175 201H177V202H175ZM217 201H219V202H217ZM64 202H65V204H64ZM93 202H94V204H95L96 207H94ZM101 202L103 203V205H102ZM108 202H109V206L111 205L110 211H109V208H107L108 207ZM121 202H124V203L121 204ZM222 202H223V204H222ZM237 202H238V204H237ZM23 203H24V206H23ZM88 203H90L89 206L91 205V207L86 206V204L88 205ZM219 203L222 204V206H224V203H225V207L227 206L226 207L227 210L226 209H223L224 207L219 209L218 208L220 206ZM241 203H243V204H241ZM42 204H43V208H42ZM44 204H47V205H44ZM55 204H57V205H55ZM98 204H99L100 207L97 208ZM105 204H107L106 211H105V208H104ZM113 204H114V206H113ZM171 204L173 205V208H172V205ZM211 204H212V207L213 208L212 207L209 208V205L211 206ZM215 204L217 206V212H218V210H220L219 211L220 216L218 214V216L220 217V219L217 216ZM258 204H259L260 207L258 206ZM26 205L28 206L27 210H25L26 209L25 208ZM36 205L39 206V208L40 207L42 208V209H40L37 212V215H36V208H35ZM62 205H63V209H66L67 208L68 210L67 209H66V211H64L63 209L60 210V208H62ZM66 205H68L70 208L68 206H66ZM120 205H121V207L124 206L123 209L125 211L123 209H121V207H120V209L123 210V212L121 210L119 211V206ZM177 205H180V206H177ZM242 205H243V207H242ZM252 205L254 207H252ZM44 206H45V208H44ZM49 206L51 207V209L52 208L53 209L51 210ZM147 206H148V208L150 207L149 208L150 211L148 209H146ZM152 206H153V209L154 210H151L152 209ZM168 206H169V210H167L168 209ZM196 206L199 207L197 209V212H196V208H197ZM228 206H230V208L232 209L231 211L228 209L229 208ZM231 206H233L234 208H232ZM255 206H256V208H255ZM77 207H78V209H81L83 207H84L83 209H86L85 210L86 213L82 217H80V218H77V217L73 216L75 214V212H76ZM115 207H116V209H115ZM140 207H141V209H140ZM177 207L178 208L181 207V208H179L177 210ZM89 208H91V212L88 213V211H90ZM135 208L137 210H139V211H137V213H136V209ZM174 208L176 209V212H175V209ZM251 208H252V210H251ZM258 208H259V210L261 212L260 214H259ZM17 209H22V210L20 211V210H17ZM49 209H50V212H52V213H50V215L47 212H45V210H49ZM74 209H75V212H74ZM87 209H88V211H87ZM94 209H96V210H94ZM170 209H172L171 212H170ZM194 209H195V212H193ZM203 209H204V211H203ZM222 209H223V214H222ZM234 209H235V211H234ZM249 209H250V211L248 212ZM254 209H255V211H254ZM261 209H262V211H261ZM28 210L30 211V213H29ZM71 210L73 211V213H72ZM211 210L213 212V215L211 213ZM241 210H243V212H241ZM25 211H27V212H25ZM61 211H63L64 213L61 212ZM111 211L112 212L113 211L115 212V213L113 212L114 213L113 216L111 215L112 214ZM152 211H153V213H156V214H153ZM199 211H200V213H199ZM201 211H203V212L201 213ZM224 211H226V213ZM228 211H229V217H228V214H227ZM256 211H258V213H256ZM21 212H23V214L25 212V215L26 216L25 217H24V215L22 216V213ZM33 212H35L34 215H35L36 219L33 218L34 217V215L32 214ZM106 212H107V214H106ZM119 212H121L122 216L124 215L123 213H125V215L129 214L127 216L131 217L130 218L131 222L130 221L129 222L126 221L124 219V217H123V221H122V217L120 216ZM143 212H145V214ZM183 212H184V214L182 215ZM191 212L193 214H191ZM215 212H216V216H215ZM246 212H247V214H246ZM250 212L252 213V216L253 215L255 216V218L251 216V213ZM44 213L47 214V215H45ZM58 213H59V215L62 213L61 214L62 218H61V216L58 215ZM68 213L70 214V217H72L71 219H69V217L66 216V214L69 215ZM172 213H174V214H172ZM178 213H179V215H178ZM197 213H198V215H197ZM157 214H158V216H157ZM160 214L163 217H161ZM248 214H250V218H249ZM52 215H53V217H52ZM168 215H169V219L170 220H168ZM236 215H238L239 217H241V223L239 222L240 218L238 216L236 217ZM244 215H245V217H244ZM14 216H15V218H14ZM95 216H97V218H95ZM115 216H117V219H116ZM151 216H153V217H151ZM242 216H243V218H246V216H247V220L246 219H243ZM43 217H45V219ZM214 217L216 218V220L214 219ZM221 217L223 218L224 221H227L228 222L227 225L223 226V224L224 223L226 224V222H224L223 220H221ZM235 217H236V219H235ZM16 218H17V221H16ZM84 218H85V220H84ZM104 218H107L108 219L107 226H109V228L107 227V230L105 228L106 226H104L103 224H101V220H100V223H98L99 219H104ZM143 218L146 219V220H144ZM182 218H183V220L185 218V220L183 221L184 224H181L182 223ZM198 218L202 220V221H200L202 224L199 222ZM206 218H207V220H206ZM228 218H229V221H228ZM257 218L258 219L260 218V221ZM29 219H30V221H29ZM68 219H69V221H68ZM73 219H75V220H73ZM120 219H121V221H120ZM154 219H155V222H154ZM161 219H162V221H161ZM175 219H176V221H175ZM178 219H179V221H178ZM217 219H218V221H217ZM230 219H231V222L233 223V225L231 224ZM248 219H249V221H248ZM7 220H8V222L6 223ZM86 220L88 221V223L86 222ZM186 220H187V223L189 225L186 223ZM191 220H192V222H191ZM220 220H221V222H220ZM125 221L127 222V224H124V223H126ZM195 221L198 222V224H196ZM203 221H205V223ZM236 221H237V223H236ZM244 221H246V222H244ZM85 222H86V224L83 225V223H85ZM238 222H239V224H238ZM251 222L252 223L254 222V223L252 224ZM14 223H16V224L14 225ZM29 223H31V224H29ZM155 223H156V227H158L157 229L154 226ZM160 223H162V225ZM209 223H211L210 224V227H211V225H213L212 228L209 227ZM218 223H219V225H218ZM235 223L238 224L239 230H238L237 225ZM259 223H261V226L260 227H259ZM119 224L122 225V226L117 227V226H119ZM130 224H132V226L133 225L134 226L136 225L137 226V230L135 229V231H134V228H136V226L135 227L134 226L132 227V226H130ZM164 224H166L167 227ZM204 224H206L205 227H204ZM229 224H230V226H228ZM100 225L103 226L104 229ZM196 225H199V226L202 225V227L200 226L201 229H200V227L198 228V226H196ZM214 225H215V227H214ZM234 225H235V228H233ZM110 226H111V228H110ZM161 226H162V229H160ZM123 227H124V229H123ZM153 227H155V229ZM163 227H166V229L163 228ZM187 227H188V229H187ZM195 227H196V229H195ZM207 227L210 228V231H208V228ZM219 227H220V229H219ZM248 227H249V229L251 231L248 230ZM257 227H258V229H257ZM145 228H146V230H145ZM172 228H173V231H172ZM214 228H216V230H214ZM221 228H222V231H221ZM226 228L228 230V234H227ZM229 228L230 229L232 228L231 229V232L232 233L234 232V234L230 233V229ZM147 229H150V230L148 231ZM151 229L153 230L152 232H151ZM159 229H160V231H158ZM244 229H245V231H244ZM32 230H34V231H32ZM127 230H128V234H129V232L131 230V235L132 234L133 235L131 237L130 234H129L130 244L128 246L124 247V248L122 246V248H123V250L124 249L126 250L127 247H130L134 243V245L132 247H130V249H132V250H131V252H130V250L129 251L126 250L127 253L124 252L125 253L124 254L122 251H120V249H122L121 246H120L117 249H114L113 256L114 255L115 256H114V259L112 260V258H113L112 257V249L109 248L108 246L105 247L104 245H108L111 241L116 240V239H119V237L122 238V236H123L122 233L123 234L124 233H127ZM211 230H213L215 232V234ZM240 230L242 231V233H241ZM253 230L255 232H253ZM257 230H258V232H257ZM22 231H24V235H23V232ZM31 231H32L33 235L35 234V237H33V235H31ZM51 231H53V233H56V231H58V232H60V231H62V232L64 231L65 232L66 231V233H65V236H64V234H63V236H61L62 232L61 233H58L59 236L57 234H56L57 235L56 236V235H53ZM67 231H70V232H67ZM140 231L142 232V234H141ZM144 231H146V233H144ZM163 231H164V234H163ZM193 231L196 232V234L199 231V233H201V234L198 236V235L194 234ZM204 231L206 233H208V236H209V234H212V233L215 235V236L214 235L210 236V242H209V238H207V235L205 234ZM18 232L21 235L20 238H19ZM97 232H99V233H97ZM100 232H101V234H100ZM115 232H116V234H115ZM179 232H180V234H179ZM188 232L190 233V234H188V238H187V234H186V236H183V234L188 233ZM222 232H223V236L221 235ZM237 232H239L240 234L239 233L237 234ZM13 233H15V234H13ZM26 233L27 234L30 233V234L27 235ZM248 233H250V234L248 235ZM251 233H254V236H256V237H253V234H251ZM6 234H8V236H7L8 238L7 239H6ZM25 234H26V237H25ZM161 234H162L163 237L161 236ZM176 234H177V236H175ZM191 234H192V239L194 240V244H193L192 240H190L191 239ZM227 235H228V237L231 235V237H233V238H231V240H230V237H229V240H228L227 239L228 238ZM238 235L242 238V241H241V238ZM246 235H247V237H246ZM22 236H23V239H22ZM140 236H141V239H140ZM167 236H168V239L166 240L165 238H167ZM213 236H214V240H213V238H211ZM217 236H219V241H217L218 240V237ZM224 236H226L225 241H224ZM16 237L18 238V241H17V238ZM96 237H97V239H96ZM150 237H151L153 243H152L151 239H149ZM179 237H182V238H179ZM249 237H250V239H249ZM24 238H26V240L28 242L27 245H26V241L24 242ZM33 238H34V240H33ZM100 238L102 239V241H100ZM144 238H145V242L143 241ZM196 238H198V239H196ZM215 238H216V240H215ZM247 238H248V242L250 241V244H249L250 246H248V243L245 240ZM169 239L171 240V244L168 243V240ZM181 239H183V240H182V242H180L181 243V245H180V243H178V242ZM257 239H259V240H257ZM173 240H174V242H173ZM189 240L192 242V244L190 243L191 245H188V247H187L188 242H190ZM206 240H208V241L207 242H204ZM255 240L257 242L256 244L253 243V242H255ZM13 241H15V242H13ZM31 241H32V243H31ZM34 241H35V244H34ZM212 241L213 242L215 241V242L213 243ZM237 241L238 242L241 241V242L238 243ZM244 241H246V242H244ZM163 242H164V246L166 247V250H165L164 246H162ZM234 242L235 243L237 242L240 245L238 246L237 243L234 244ZM137 243H140V244L137 245ZM145 243H146V245H145ZM167 243H168V246H167ZM205 243H208V244H212L213 243L212 244L213 246L211 247V245H209V247H208L209 249H206V247L204 248V246H206ZM18 244H19V246L16 247V245H18ZM20 244L23 245L24 247L23 246L20 247ZM28 244L30 245V250H32L31 251V254L33 252V254L34 255L36 254V256H37V257L35 256V259H32L33 254H32L31 258H30V255H31V254H29L30 253V250L28 252V249H27ZM33 244H34V246H33ZM73 244H74V246H73ZM156 244H157V246H156ZM169 244H170V246H169ZM184 244H186V247L187 248L185 247ZM221 244H223V245H221ZM85 245L87 246V248H88L89 251L87 250V248H83L82 249V247H84ZM182 245H183V247H182ZM234 245H235V248H234ZM242 245H243V247H242ZM25 246H26V249H24ZM101 246H102L103 249L100 248ZM240 246L242 247V250H239L240 249ZM252 246L255 247V249ZM91 247H92V249H91ZM142 247L145 248V251H143V248ZM162 247H163V250H161ZM184 247H185L186 250L184 249ZM213 247L215 248V250H214ZM249 247L251 249L250 251L248 249ZM18 248L20 249V251L18 250ZM47 248H49V247H47ZM181 248H182V252H181ZM232 248H233V250H235L234 251L235 253H236L237 250L240 251V254L242 256L244 255V258L246 260H243L244 258L243 257H240L239 252L236 253V254H234V252L232 253ZM257 248H259V250ZM21 249L24 250L23 251V254H22V250ZM81 249H82V251H81ZM84 249L86 251H84ZM243 249H244V251H243ZM17 250H18V252H21V253H18ZM104 250L107 253H109L108 254L109 256L106 255L107 253L105 254V251ZM116 250H118L120 252L118 253V252H116ZM199 250H201V251H199ZM246 250L248 252H246ZM255 250H257V254H255L256 253ZM73 251H74V253H73ZM103 251H104V253H103ZM205 251H208V252H205ZM137 252H140V254L137 253ZM249 252H250V255H249ZM260 252H261V255H260ZM136 253H137V255H135ZM154 253L156 255L158 254L157 257H158L159 263H158V261L156 263L157 257L154 256ZM203 253L204 254L206 253V255H204ZM231 253H232V255H231ZM26 254L28 256L27 257V261H26ZM67 254H68V256H67ZM131 254H133V256ZM211 254H212V257H210ZM138 255H139V257H138ZM236 255H238V257H236ZM110 256H111V258L109 260V257ZM127 256H128V258L130 260H128ZM129 256L130 257L132 256V257L130 258ZM134 256L136 257L135 263H134V261H132L133 260L132 258H134ZM143 256L145 258L144 260H143ZM147 256H148V258H147ZM251 256L254 257V258H252ZM97 257H98V259H97ZM234 257H236V259H233ZM41 258H42V260H41ZM239 258H240V260H239ZM28 259L29 260L31 259L30 260L31 263L28 262L29 261ZM141 259H142V262H141ZM45 260H46L45 257H44V259H43L42 256L40 257V263H41V261L44 262ZM165 260H167V261L165 262ZM241 260H243V262ZM255 260H256V262H255ZM11 262H13V263H11ZM117 262H116V264H117ZM2 264H5V262L2 263ZM15 264H17V263H15ZM19 264H22V262H20ZM263 264H264V262H263Z\"/></svg>",
    "mask_w": 264,
    "mask_h": 264
},
{
    "label": "bare ground",
    "instance_id": "bare-ground-1",
    "mask_svg": "<svg viewBox=\"0 0 264 264\" xmlns=\"http://www.w3.org/2000/svg\"><path fill=\"white\" fill-rule=\"evenodd\" d=\"M17 1V0H16ZM23 0H19V2L21 3ZM54 1V0H53ZM75 1V0H74ZM73 0H68V4H69V7L67 6V11L68 10H70V8L72 7V3L74 2ZM77 1V0H76ZM88 1V0H87ZM120 1V0H119ZM138 1V0H137ZM140 1H142V0H140ZM146 1V0H145ZM148 1H150V0H148ZM153 1V0H152ZM164 1V0H163ZM163 1H162V4H163ZM176 1V0H175ZM178 1H180V0H178ZM182 1V0H181ZM202 1V0H201ZM200 1V2H201ZM209 1V0H208ZM212 1V0H211ZM211 1H210V3H211ZM218 1V0H217ZM260 1V0H259ZM264 1V0H263ZM13 2L14 1H12V8H11V5H9V7H10V9H12L13 10ZM40 2V1H39ZM51 2V1H50ZM77 2H79V1H77ZM109 2V1H108ZM112 2V1H111ZM127 2H129V0H127ZM127 2H126V4H127ZM133 2V1H132ZM135 2H136V0H135ZM147 2V1H146ZM151 2V1H150ZM155 1H153V4H154V6H155V4L156 3H154ZM165 2L166 1H164V4H165ZM215 2V1H214ZM20 3H18L17 2V4H19L20 6L23 4V2L20 4ZM33 3H34V6H33V14H34V19L37 17L36 16V13H38V12H36V0L35 1H33ZM61 3H62V1H61ZM70 3L72 4V5H70ZM87 3V2H86ZM91 3V2H90ZM93 3V2H92ZM100 3H101V1H100ZM102 3H103V0H102ZM120 3V2H119ZM121 3L123 4V1H121ZM168 3H169V1H168ZM168 3H166L165 5H167L168 6ZM180 3V2H179ZM185 3H186V0H185ZM193 3L194 4H196L195 3V1L193 0ZM247 3V2H246ZM43 4H44V1H43ZM62 4H64V3H62ZM88 4H89V1H88ZM94 4H95V2H94ZM114 4V3H113ZM124 4H125V2H124ZM124 4H123V6H124ZM130 4V3H129ZM145 4V3H144ZM153 4H152V6H153ZM160 4H161V2H160ZM215 4H216V2H215ZM225 4V3H224ZM16 4L14 3V6H15ZM18 5V7H20ZM39 5V4H38ZM52 5H53V8H54V3H52ZM75 5H76V2H75ZM81 5H82V0H81V4H80V8H81ZM96 5V4H95ZM99 5V4H98ZM109 5H110V2H109ZM131 5H132V3H131ZM140 5H141V3H140ZM147 5H149L148 7H150V5H151V3L150 4H147ZM171 4H169V6H170ZM173 5L175 6V3H173ZM179 4H177V6H178ZM180 5H181V3H180ZM183 5V4H182ZM181 5V6H182ZM186 6H187V4H185ZM245 5V4H244ZM260 5V4H259ZM259 5H257L258 6V8L254 5V8L256 7L257 8V12L259 11L258 9H261L260 11V14H259V12H258V14L259 15H261V13H262V8H263V6L260 8L259 7ZM264 5V4H263ZM62 6V5H61ZM71 6V7H70ZM94 6V5H93ZM92 6V7H93ZM104 6V5H103ZM106 6H108V4H106ZM128 6V5H127ZM134 6H135V4H134ZM142 6V5H141ZM153 6V9H155V7ZM157 6V5H156ZM158 6H159V4H158ZM158 6H157V8L155 9V11H157L158 12V9H160L159 10V13L161 12V10H162V8L161 7H159L158 8ZM162 6V5H161ZM177 6H176V12L177 11H179V9L177 8ZM248 6V5H247ZM247 6H246V8H247ZM17 7V8H18ZM40 7H41V4H40ZM57 7V6H56ZM55 7V8H56ZM74 7H75V9H77L76 8V6H74L73 5V9H74ZM102 7V6H101ZM111 6H109V8H110ZM114 7V6H113ZM122 7V6H121ZM137 7H138V5H137ZM140 7V6H139ZM164 7V6H163ZM180 7V6H179ZM198 7V6H197ZM203 7L204 6H202V8L201 7H199V8H201V10L199 11V13L200 12H202V9H203ZM208 7V6H207ZM222 7H223V5H222ZM225 7H226V5H225ZM6 8L8 9V12H9V8H8V5H6ZM48 8V7H47ZM65 8V7H64ZM83 8H84V6H83ZM94 8H95V6H94ZM97 8H98V6H97ZM96 8V9H97ZM127 8H129V7H127ZM126 8V9H127ZM168 8V7H167ZM172 8V7H171ZM182 8V7H181ZM195 8H196V6H195ZM219 8V7H218ZM233 8V7H232ZM26 9V8H25ZM39 9V8H38ZM75 9H74V14L73 15H77V14H75ZM130 9V8H129ZM132 9H133V12L135 11V9H134V7H132ZM150 9V8H149ZM152 9V8H151ZM152 9V11L151 12H153L154 10ZM208 9H209V7H208ZM237 9V8H236ZM244 10H245V7L243 8ZM253 9V8H252ZM15 10H17L16 9V6H15ZM62 10H63V8H62ZM78 10L80 11V9L78 8ZM82 10V9H81ZM84 10H85V8H84ZM92 10V9H91ZM91 10H90V13H91ZM113 10H114V8H113ZM120 10V9H119ZM146 10H147V8H146ZM164 10V9H163ZM162 10V11H163ZM167 9H166V7H165V11H166ZM175 10V9H174ZM173 10V11H174ZM198 9L196 8V11H197ZM210 10H212V9H210ZM228 10V8H226V11ZM254 10V9H253ZM263 10H264V8H263ZM52 10H50V11H44V12H47V15H48V13H50ZM67 11H62V12H65L64 14L65 15H67L66 14V12ZM143 12H145L144 11V9L142 10ZM149 11V13H150V10H148ZM155 11H154V15H156L155 14ZM205 11V15L207 16V20H206V22L207 21H210V19L213 21V19H212V17H214V19H215V23H216V18L215 17H217L218 15L216 14V13H220V14H222L219 10L217 11V12H215V14H216V16H211V14L210 13H208L207 12V14H206V10L205 9H203V12ZM209 11V10H208ZM214 11H215V9H214ZM223 11V10H222ZM25 12V11H24ZM53 12V11H52ZM62 12H59V13H61L62 14ZM69 12V11H68ZM88 12H89V10H88ZM100 12V11H99ZM130 12H131V10H130ZM181 12H182V9H181ZM181 12H179L180 14H181ZM184 12V11H183ZM193 12V11H192ZM198 12V11H197ZM203 12H202V16H204L203 15ZM209 12H211V11H209ZM228 12H232V10L231 11H228ZM228 12H227V18H228ZM237 12V11H236ZM241 12L243 13V10L241 9ZM256 12V13H257ZM58 13V14H59ZM71 14L70 15H72V12H70ZM113 13H114V11H113ZM124 13H126V12H124ZM136 13H137V11H136ZM141 13V12H140ZM148 13V12H147ZM168 13H169V9H168ZM178 13V14H179ZM196 13V12H195ZM237 13H239V11L237 12ZM251 13H252V11H251ZM263 13H264V11H263ZM3 14V13H2ZM29 15H30V13H28ZM84 14H85V12H84ZM98 14V11H97V13H96V15ZM127 14H128V9H127ZM166 14V13H165ZM170 14L171 13H169V18H168V20L170 19ZM192 14V13H191ZM214 14V13H213ZM232 14V13H231ZM245 14V13H244ZM255 14V13H254ZM16 15V14H15ZM22 15V14H21ZM27 15V14H26ZM72 15V16H73ZM115 15H116V13H115ZM115 15H113V16H115ZM120 15V14H119ZM124 15V14H123ZM136 15H138V14H136ZM140 15V14H139ZM158 15V14H157ZM162 15V14H161ZM185 15V14H184ZM226 14H224L223 15V17L226 19V16H225ZM258 15V16H259ZM6 16H7V14H6ZM5 16V17H6ZM42 16H43V13H42ZM42 16H41V18H42ZM68 16V15H67ZM66 16V17H67ZM92 16H93V14H92ZM127 16V15H126ZM151 16H152V13H151ZM171 16H172V14H171ZM198 16V15H197ZM200 16V15H199ZM253 16V15H252ZM10 17H12V16H10ZM56 17H57V12H56V15H54V14H52V15H49L47 18H45V19H47V22L49 23V21L51 22L50 24H52L53 25V23H56ZM79 17V16H78ZM81 17V16H80ZM83 17V16H82ZM95 17V16H94ZM131 17V16H130ZM148 17V16H147ZM150 17V16H149ZM159 17H160V14H159ZM165 16H163V18H164ZM166 17H167V15H166ZM166 17H165V19H166ZM179 17V16H178ZM192 17H193V14H192ZM201 17V16H200ZM200 17H198L199 19H201ZM219 17V16H218ZM254 18H255V16H253ZM0 18H2V16L0 17ZM18 18V17H17ZM22 18H23V16H22ZM25 18V17H24ZM31 18V17H30ZM44 18V17H43ZM58 18H60V17H58ZM72 18V17H71ZM106 18H107V16H106ZM115 18V17H114ZM137 18V17H136ZM145 18V17H144ZM151 18V17H150ZM163 18L161 17V19H162V22L159 20V21H157V23L159 22L160 23V27H162V24H163V27H164V21H163ZM172 18H173V16H172ZM172 18H171V21H172ZM180 18L182 19V16H180ZM198 18H197V20H198ZM221 19H222V17H220ZM250 18H252V17H250ZM260 18H263V17H260ZM259 18V19H260ZM6 19V18H5ZM5 19H4V22H3V24H1V33H0V35L2 34V37H3V43L2 42H0V45L1 44H3L4 46V49H9V51H10V49H12V48H14V45H15V40H17V38L20 36V34L21 33H24L23 32V30H26V33H27V30L29 29V27H20V26H18V25H23V23H18V22H16L15 20H12V18H10L9 19V17H8V19L5 21ZM26 19L27 18H25L24 20L26 21ZM29 19V18H28ZM51 19H55L54 21L53 20H51ZM62 19V18H61ZM63 19H64V17H63ZM75 19H76V21H77V17H75ZM81 19V18H80ZM80 19H78L79 21H80ZM105 19V18H104ZM112 19V18H111ZM141 19V18H140ZM155 19V18H154ZM153 19V20H154ZM159 19V18H158ZM186 19V18H185ZM203 19V18H202ZM238 19V18H237ZM19 20V19H18ZM21 20V19H20ZM20 20H19V22H20ZM67 20H68V18H67ZM83 20V19H82ZM118 20H120V19H118ZM123 20V19H122ZM130 20V18L126 21V24H125V26L127 27V22ZM137 20V19H136ZM174 20H175V17H174V19H173V22L171 23V21H170V28H171V25L173 24V23H175L174 22ZM197 20H196V22H197ZM217 20H219L218 18H217ZM230 20H231V18H230ZM253 20V19H252ZM58 21H60L59 19H58ZM71 21V20H70ZM112 21V20H111ZM148 21V20H147ZM151 21V20H150ZM167 21V20H166ZM229 21V20H228ZM228 21H225L224 20V22H225V26H226V23L228 24ZM44 22V21H43ZM64 22V21H63ZM68 22H69V20H68ZM83 22V21H82ZM116 22V20H114V23ZM123 22H125V21H123ZM132 22V21H131ZM156 22V21H155ZM193 22V21H192ZM191 22V24H192V26H193V23ZM195 22V21H194ZM199 22V21H198ZM205 21L203 22V21H201V23H203L204 25L203 26H205V23H206ZM218 23H217V25H219V22H220V25H221V22L222 21H217ZM231 22L232 21H230V24H231ZM236 22H237V20H236ZM258 22V21H257ZM260 22V21H259ZM36 23V22H35ZM47 23V24H48ZM58 23V22H57ZM56 23V24H57ZM75 22H73V24H74ZM84 23V22H83ZM122 23V22H121ZM137 23H138V20H137ZM137 23H136V21H135V24H136V26H137ZM144 23V22H143ZM168 23V22H167ZM166 22H165V30L167 29H169V26H168V28H166L167 27V24ZM183 23H184V21H183ZM189 23V22H188ZM201 23H199L198 24V26H200L201 25ZM31 24V23H30ZM49 24V25H50ZM59 24V23H58ZM79 24V23H78ZM86 24H87V22H86ZM86 24H85V26H86ZM93 24V23H92ZM112 24H113V22H112ZM118 24V23H117ZM133 25H134V22L132 23ZM139 25H140V23H138ZM185 24H186V22H185ZM207 24H208V22L206 23V27H207ZM37 25V24H36ZM43 25V24H42ZM44 25H45V22H44ZM61 25H63V23H61ZM68 25H70V23H68ZM76 25V24H75ZM74 25V26H75ZM98 25V24H97ZM107 25V24H106ZM119 26H120V24H118ZM118 25H115L114 27H116V26H118ZM122 25H124V24H122ZM130 25H131V23H130ZM143 24H142V22H141V26H142ZM147 25V24H146ZM188 25V24H187ZM209 25H211L210 23H209ZM216 25V24H215ZM217 25L215 26V27H217ZM222 25H223V23H222ZM260 25V24H259ZM35 26V25H34ZM56 26V25H55ZM66 26V24H64V27ZM78 26V25H77ZM132 26V25H131ZM130 26V27H131ZM148 26V25H147ZM158 26V25H157ZM173 26V25H172ZM202 26V25H201ZM200 26V27H201ZM264 26V25H263ZM262 26V27H263ZM33 27V26H32ZM42 27V26H41ZM40 27V28H41ZM61 27V26H60ZM64 27H63V31H64ZM67 28L69 27V26H66ZM71 27H73V25L71 26ZM84 27V26H83ZM96 27V26H95ZM114 27H112V29H114ZM126 27H125V32H126V30L128 29H126ZM133 27V26H132ZM132 27L130 28L131 29V31H132ZM150 27H151V24H150ZM162 27V30L160 29V31L162 32L163 30H164V28ZM209 27V26H208ZM39 28V29H40ZM48 28H49V26H47V30H48ZM53 28H54V26H53ZM107 28H108V25H107ZM146 28H149V27H145V30H146ZM212 28V27H211ZM214 28V27H213ZM219 28V27H218ZM229 28V27H228ZM37 29V26H36V28H35V30ZM51 29V28H50ZM50 29H49V32H50ZM77 29V28H76ZM79 29V28H78ZM85 29V28H84ZM102 29V28H101ZM136 29V28H135ZM137 29L138 30H140V31H142V33L141 34H139V35H141V39H143L142 38V36H144L145 35V33H144V25H143V30H142V28H138L137 27ZM150 29V28H149ZM158 29H159V27H158ZM188 29V28H187ZM198 29V28H197ZM200 29V28H199ZM198 29V30H199ZM240 29V28H239ZM44 30H45V28H44ZM56 30H57V27H56ZM68 30H69V28H68ZM71 30H73L72 28H71ZM100 30V29H99ZM115 30V29H114ZM137 30V31H138ZM155 30H157V28H155ZM219 30V29H218ZM221 30V29H220ZM223 30H224V28H223ZM223 30H222V32H223ZM264 30V29H263ZM54 31H55V29H54ZM80 31L82 32V30L80 29ZM113 31V30H112ZM116 31V30H115ZM120 31H121V29H120ZM128 31H129V29H128ZM137 31H135V32H137ZM151 31V30H150ZM183 31V30H182ZM194 31V30H193ZM39 33H40V31H38ZM66 32H67V30H66ZM73 32V31H72ZM79 32V31H78ZM80 32V33H81ZM94 32H95V29H94ZM130 32V31H129ZM187 32V31H186ZM186 32H184V33H186ZM195 32V31H194ZM210 32H211V30H210ZM220 32V31H219ZM219 32H217V33H219ZM225 32V31H224ZM223 32V33H224ZM230 32V31H229ZM234 32H235V30H234ZM29 33V32H28ZM27 33V34H28ZM37 33V32H36ZM56 33V32H55ZM69 33V32H68ZM120 33V32H119ZM139 33V32H138ZM138 33H136V35L138 34ZM144 33V34H143ZM151 33H152V31H151ZM156 33V32H155ZM164 33V32H163ZM183 33V32H182ZM211 33H213V29H212V32ZM259 33V32H258ZM263 33H264V31H263ZM262 33V34H263ZM30 34V33H29ZM32 34H33V32H32ZM35 34V33H34ZM69 34H71V32L69 33ZM73 34H74V32H73ZM118 34V33H117ZM131 34H134V31L133 32H131ZM130 33H129V36L131 35ZM169 34V33H168ZM181 34V33H180ZM24 35V34H23ZM42 35H43V33H42ZM48 34H45V36H47ZM56 35H57V33H56ZM60 35V34H59ZM68 35V34H67ZM72 35V34H71ZM70 35V38L71 39H73L72 37H73V35L71 36ZM75 35V34H74ZM79 35H81V34H79ZM102 35V34H101ZM115 36H116V33L114 34ZM120 35V34H119ZM127 35V34H126ZM167 35V34H166ZM182 35V34H181ZM185 35V34H184ZM216 35V34H215ZM224 35H225V33H224ZM229 35H230V37H231V34L229 33ZM240 35H241V33H240ZM243 35H245V33L243 34ZM41 36V35H40ZM113 37V39L115 38V40H116V38H118V37ZM168 36V35H167ZM219 36H222V35H219ZM236 36V35H235ZM31 37H32V35H31ZM33 37H34V39H35V36L33 35ZM49 37V36H48ZM217 37H218V35H217ZM224 37V36H223ZM245 37H246V35H245ZM39 38H41V37H39ZM58 38V37H57ZM101 38V37H100ZM126 38V37H125ZM125 38H124V40H125ZM211 38V37H210ZM219 38V37H218ZM241 38H242V36H241ZM241 38H240V36H239V40L241 41ZM250 38V37H249ZM263 38V37H262ZM25 39V38H24ZM33 39V38H32ZM38 39V38H37ZM52 39H54V38H52ZM63 39H64V37H62V43L65 41V39H64V41H63ZM102 39V38H101ZM121 39H123V37H121ZM132 39H134V38H132ZM131 39V40H132ZM138 39V38H137ZM136 39V40H137ZM139 39H140V36H139ZM164 39V38H163ZM207 39V38H206ZM209 39V38H208ZM229 39V38H228ZM28 40V39H27ZM31 40V39H30ZM36 40V39H35ZM45 40H47V39H45ZM49 40V39H48ZM47 40V41H48ZM128 40V39H127ZM127 40H125V42L127 41ZM130 40V39H129ZM166 40H167V38H166ZM235 40H236V38H235ZM238 40V39H237ZM244 40V39H243ZM242 40V41H243ZM255 40H256V38H255ZM2 41V40H1ZM49 41H51V39L49 40ZM55 41H57V39L55 38ZM114 41V40H113ZM117 41H118V39H117ZM133 41V40H132ZM218 41V39L216 40V42ZM219 41H220V39H219ZM242 41H241V44H242ZM252 41V40H251ZM254 41V40H253ZM259 41V40H258ZM38 42V41H37ZM37 42H35V43H37ZM70 42H73L72 40H70ZM131 42V41H130ZM158 42V41H157ZM205 42V41H204ZM228 42V41H227ZM261 42V41H260ZM31 43V42H30ZM51 43V42H50ZM50 43H48L47 45H50ZM62 43H61V45H62ZM69 43V42H68ZM88 43V42H87ZM195 43V42H194ZM210 43H212V42H210ZM218 43H220V42H218ZM229 43V42H228ZM237 43H238V41H237ZM248 43V42H247ZM249 43H250V41H249ZM63 44H66V43H63ZM103 44V43H102ZM117 44V43H116ZM116 44H115V46H116ZM137 44V43H136ZM213 44V43H212ZM227 44V43H226ZM234 45H235V42L233 43ZM252 44V43H251ZM258 44H259V42H258ZM54 45H58V43H56L55 42V44ZM96 45V44H95ZM119 45V44H118ZM197 45V44H196ZM214 45V44H213ZM224 45V44H223ZM68 47H69V44L67 45ZM133 46V45H132ZM212 46V45H211ZM222 46V45H221ZM237 46V45H236ZM245 46H248V45H245ZM250 46H252V45H250ZM253 46H254V43H253ZM252 46V47H253ZM262 46V45H261ZM33 47V46H32ZM53 48L54 46L53 45H51V46H49V48ZM81 47V46H80ZM228 47H229V45H228ZM234 47V46H233ZM232 47V48H233ZM241 48H243V46H240ZM240 47H238V49L240 48ZM252 47H251V49H252ZM257 47H258V45H257ZM20 48V47H19ZM18 48V49H19ZM50 48V49H51ZM62 48V47H61ZM71 49H70V51H69V49H68V51H69V54H71L72 55V46L70 47ZM119 47L117 46V49H118ZM125 48V47H124ZM201 48V47H200ZM207 48V47H206ZM205 48V49H206ZM223 48V47H222ZM261 47H259L258 48V50L260 49ZM17 49V50H18ZM22 49H23V47H22ZM41 49V48H40ZM43 49H44V47H43ZM57 50H56V52H58V46H57V48H56ZM114 49V48H113ZM121 49V48H120ZM211 49V48H210ZM214 49V48H213ZM212 49V50H213ZM220 49V48H219ZM236 49V48H235ZM254 49H256V47L254 48ZM264 49V48H263ZM28 50V49H27ZM53 50V49H52ZM62 50H64V47H63V49ZM61 50V51H62ZM122 50H124V49H122ZM199 50V49H198ZM201 50H203V49H201ZM207 50H208V48H207ZM206 50V51H207ZM245 50V49H244ZM258 50H256V51H258ZM15 51V50H14ZM22 51V50H21ZM65 51V50H64ZM74 51V50H73ZM98 51H99V49H98ZM118 51H120V50H118ZM125 51V50H124ZM129 51V50H128ZM206 51H205V53H206ZM234 51V50H233ZM253 51V50H252ZM255 51V50H254ZM1 52V51H0ZM24 52V51H23ZM49 52H51V51H48V53ZM109 52V51H108ZM209 52V51H208ZM245 52H246V50L244 51V54H245ZM20 53V52H19ZM62 53V52H61ZM117 53V52H116ZM129 53V52H128ZM131 53V52H130ZM231 53H232V51H231ZM234 53V52H233ZM237 53H239V56H240V52H239V50H237ZM242 53V52H241ZM248 53V52H247ZM254 54H255V52H253ZM253 53H252V55H253ZM1 54H3L2 52H1ZM42 54V53H41ZM40 54V55H41ZM53 54H54V52H53ZM60 54V51L56 54L57 56ZM120 54H121V51H120ZM195 54H196V52H195ZM222 54V53H221ZM256 54H258L257 52H256ZM19 54H15V58L18 56ZM50 55V54H49ZM55 55V56H56ZM86 55H87V53H86ZM125 55V54H124ZM202 55H204V54H202ZM209 55H210V53H209ZM223 55V54H222ZM250 55H251V53H250ZM252 55H251V57H252ZM259 55V54H258ZM11 56V55H10ZM21 56V55H20ZM19 56V57H20ZM68 56L70 57V55H66V58H68ZM90 56H92V54L90 55ZM103 55H101V57H102ZM123 56V55H122ZM191 56H193V53H192V51L189 49V47L187 46V44L183 41V40H181V39H179L178 37H176V36H171L170 38H169V40L168 41H166V42H164V43H160V44H158V45H156V46H153L151 49H149L148 51H146L139 59H138V61L135 63V65H134V67L132 66V72H133V75H134V77L136 78V80H138L141 84H143V86H146V87H152V88H154V89H156L162 96H164V97H166V99L167 98H170L171 100H172V98H174V97H176V94L170 89V85H166L164 82H162V77H163V75L164 74H166L167 73V71H168V68H170V69H175L176 71H177V73H176V71H175V74L177 75V77H176V79H177V81H183L184 79V76H185V69H186V60L188 59V58H190ZM198 56V55H197ZM233 56V55H232ZM234 56H235V54H234ZM239 56H238V60L241 58H239ZM246 56H248V55H246ZM262 56H264L263 54H262ZM38 57H39V55H38ZM59 57H60V55H59ZM84 57H87V56H85V54H84ZM89 57V56H88ZM206 57H207V55H206ZM231 57V56H230ZM229 57V58H230ZM249 57V56H248ZM254 57V56H253ZM4 58V57H3ZM12 58H13V56H12ZM51 59H53V57L51 56L50 57ZM63 58V57H62ZM72 58V57H71ZM127 58V57H126ZM193 58H196V56L195 57H193ZM219 58V57H218ZM233 58V57H232ZM8 59H9V57H8ZM56 59V58H55ZM70 59V58H69ZM68 59V60H69ZM86 59V58H85ZM217 59V58H216ZM234 59V58H233ZM245 58L243 57V60H244ZM256 59H257V57H256ZM258 59H259V57H258ZM258 59H257V61H258ZM16 60H17V58H16ZM50 60V59H49ZM59 60H60V58H59ZM246 60H247V57H246ZM261 60H262V58H261ZM7 62V60H5L4 59V62ZM11 60H8V62H10ZM17 61H19V60H17ZM34 61V60H33ZM66 61V60H65ZM188 61V60H187ZM199 61H200V59H199ZM203 61H204V59H203ZM230 61V60H229ZM256 61V60H255ZM257 61H256V63H257ZM264 61V60H263ZM7 62V64H9ZM23 62V61H22ZM105 62V61H104ZM107 62V61H106ZM105 62V63H106ZM245 62H247V61H244V63ZM11 63V62H10ZM24 63V62H23ZM22 63V64H23ZM25 63H27V61L25 62ZM30 63V61L27 63V64H29ZM48 63V62H47ZM51 63V62H50ZM59 63V62H58ZM78 63H80L79 61H78ZM109 63V65H110V61L108 62ZM196 63H197V61H196ZM201 63H202V60H201ZM204 63H206V62H204ZM204 63H203V65H202V67L204 66ZM225 63V62H224ZM234 63V65H235V62H233ZM261 63V62H260ZM260 63H259V66H260ZM7 64H5V65H7ZM19 64V63H18ZM27 64L25 65V69H26V67H27ZM32 64V65H31ZM34 63L32 62V63H30V67L31 66H34L33 65ZM70 64H71V62H70ZM76 64H77V61H76ZM120 64V63H119ZM198 64H200V63H198ZM216 64V63H215ZM223 64V63H222ZM17 65V64H16ZM16 65H15V67H16ZM20 65V64H19ZM64 65H65V63H64ZM102 65V64H101ZM107 65V64H106ZM201 65V64H200ZM229 65V64H228ZM231 65V64H230ZM242 65H244L243 64V62H242ZM245 65H246V63H245ZM253 65V64H252ZM14 65L11 63V66H10V68L11 67H13ZM24 66V65H23ZM50 66H52V63H51V65ZM54 66H55V64H54ZM78 66V65H77ZM76 66V67H77ZM210 66H211V63H210ZM223 66H224V64H223ZM237 66V65H236ZM251 66V65H250ZM263 66H264V64H263ZM8 67H9V65H8ZM7 67V68H8ZM67 67H69V65L67 66ZM245 67V66H244ZM253 67H255V65L253 66ZM257 67H258V65H257ZM1 68H2V66H1ZM18 68H19V66H18ZM23 68V67H22ZM55 68H56V66H55ZM62 68H64V66L62 67ZM89 68V67H88ZM196 68V67H195ZM208 68H209V65H208ZM212 68V67H211ZM214 68V67H213ZM218 68V67H217ZM236 68H238V67H236ZM4 69V68H3ZM6 69V68H5ZM12 69V68H11ZM51 68L49 67V66H45V64L43 65V64H35V66L34 67H32V71H31V74H32V72H34V75L35 76H33V79H34V77H36L35 79L37 80H40L44 75H46L47 73L48 74H50L49 72H51V70H50ZM60 69V68H59ZM192 68H190V70H191ZM205 69V67L203 68V70ZM220 69H221V67H220ZM228 69V68H227ZM241 69V68H240ZM245 69H247V66H246V68ZM22 71V69H21V65H20V69H18V71ZM28 70H29V68H28ZM31 70V69H30ZM68 70V69H67ZM189 70V71H190ZM192 70H194V69H192ZM222 70V69H221ZM235 70V69H234ZM243 70H244V68H243ZM242 70V71H243ZM248 71H249V69H247ZM2 71V70H1ZM5 71V70H4ZM10 71V70H9ZM12 71V70H11ZM79 71V70H78ZM78 71H77V73H78ZM197 72H198V70H196ZM254 71H256L257 72V70H254ZM260 71H261V68H260ZM264 71V70H263ZM30 72V71H29ZM61 72H63V71H61ZM67 72V71H66ZM107 72V71H106ZM105 71H104V74L106 73ZM112 72V71H111ZM111 72H110V74H111ZM173 72V71H172ZM186 72H188V70L186 71ZM221 72V71H220ZM233 72V71H232ZM232 72H231V74H232ZM236 72V71H235ZM234 72V74H236ZM253 72V71H252ZM46 73V74H45ZM82 73V72H81ZM230 73V72H229ZM247 73V72H246ZM261 73V72H260ZM2 74V73H1ZM7 74V73H6ZM9 75L8 76H10V73H8ZM14 74V73H13ZM73 74V73H72ZM71 74V75H72ZM113 74V73H112ZM220 74V73H219ZM238 74V73H237ZM263 74H264V72H263ZM17 75V74H16ZM15 75V76H16ZM18 75H19V72H18ZM17 75V76H18ZM53 75H56L57 77H58V75H60V71L59 70H57L56 71V69L53 71ZM67 75H68V73H67ZM75 75V78H76V74H74ZM83 75V74H82ZM114 75H116V73H114ZM117 75H118V73H117ZM116 75V76H117ZM175 75V76H176ZM188 75V74H187ZM198 75H200V74H198ZM202 75H203V72H202ZM214 75H215V72H214ZM222 75H224L225 77H227L226 75H228V72H227V70L226 71H223L222 72ZM240 75V74H239ZM250 75H251V73H250ZM249 75V76H250ZM261 75V74H260ZM15 76H14V78H15ZM29 76H31L32 77V75H29ZM66 76V74L64 75V77ZM85 76V75H84ZM91 76H92V74H91ZM109 76V75H108ZM201 76V75H200ZM204 76V75H203ZM202 76V78H204ZM206 76L209 78V79H213L214 78V76H213V71H212V69H209L208 71H207V73H206ZM218 76V75H217ZM236 76V75H235ZM24 77V76H23ZM54 77V76H53ZM63 77V78H64ZM79 77H80V75H79ZM104 77V76H103ZM103 77H102V79H103ZM118 77H121V76H119L118 75ZM174 77V76H173ZM186 77V76H185ZM192 78H193V76H191ZM215 77H216V75H215ZM234 77V76H233ZM237 77V76H236ZM13 78V77H12ZM48 78H49V76H48ZM67 78H68V76H67ZM74 78V80L77 82V80ZM89 78V77H88ZM109 78V77H108ZM191 78V79H192ZM196 79L198 78L197 77V74H196V77H195ZM219 78H220V75H219ZM231 78V77H230ZM243 78V77H242ZM258 78V77H257ZM4 79V78H3ZM16 79H18L19 80V82H20V79H19V76H18V78L16 77ZM90 79V78H89ZM94 79V78H93ZM112 79H113V82L115 83V81H114V78L112 77ZM116 79V78H115ZM207 79V78H206ZM221 79V78H220ZM237 79V78H236ZM246 79V78H245ZM11 80V79H10ZM49 80H50V78H49ZM51 80H52V82H53V79H52V77H51ZM50 80V81H51ZM58 80V79H57ZM67 80V79H66ZM96 80H98L97 78H96ZM109 80H110V78H109ZM118 80V79H117ZM117 80H116V84H117ZM188 81H190L189 79H187ZM198 80V79H197ZM219 80V79H218ZM226 80H227V78H226ZM69 81V80H68ZM83 81H84V78H83ZM100 81H101V78H100ZM103 81H104V79H103ZM122 81H123V79H122ZM187 81V82H188ZM193 81V80H192ZM199 82H200V80H198ZM206 81V80H205ZM208 81V80H207ZM232 81V80H231ZM238 82H239V77H238V80H237ZM262 81V80H261ZM31 83H30V85H31V89H32V84H34V82H32V78H31V81H30ZM37 82H39V81H36V83ZM107 82L109 83V81L107 80ZM125 82V81H124ZM123 82V83H124ZM173 82V81H172ZM176 82V81H175ZM194 82H196V80H194ZM201 82H204L203 81V79H202V81ZM214 82H216L215 80H214ZM224 82V81H223ZM223 82H222V84H223ZM233 82V81H232ZM250 82H251V80H250ZM257 82H258V80H257ZM8 83H9V81H8ZM61 83H63V84H61ZM55 82V84H51V86H47V87H45L46 89H42L43 91V94H44V96L47 98V103H43V104H45V110H47V106H48V108H52L53 109V107L54 106H56V107H59V106H57V104H61V103H66V105H67V102L69 103L70 102V99H72V92L70 91V89L71 88H69L68 87V85L67 84H64V82ZM88 83V82H87ZM91 83V82H90ZM93 83V82H92ZM103 82H101L100 84H102ZM106 83V82H105ZM113 83V84H114ZM118 83H119V81H118ZM178 84H179V82H177ZM183 83H184V81H183ZM197 83V82H196ZM204 83H206V82H204ZM219 83H221V82H219ZM10 84V83H9ZM15 84H17V82H15L14 83V85ZM79 84V83H78ZM81 84H83V82H81ZM115 84V85H116ZM182 83H180V85H181ZM187 84V83H186ZM191 83H189V85H190ZM206 84H208V86L210 87V85H209V83H206ZM206 84L204 85L205 87H206ZM211 84H212V82H211ZM217 84H218V82H217ZM226 84V83H225ZM255 84V83H254ZM263 85V82L262 83H260V85ZM23 85V84H22ZM37 85H39V84H37ZM75 85H77V83H75ZM106 85H108V87H110V85L109 84H107L106 83ZM105 85V87H106V90L107 89H109V88H107V86ZM188 85V84H187ZM201 85V84H200ZM199 85V86H200ZM221 85V84H220ZM230 85V84H229ZM233 85H234V83H233ZM242 85V84H241ZM258 85V88H259V83L257 84ZM40 86V85H39ZM81 86V85H80ZM120 86V85H119ZM177 86V85H176ZM184 87H186V85H183ZM182 86V87H183ZM191 86V85H190ZM212 86V85H211ZM216 86V85H215ZM227 86V85H226ZM248 86H249V82H248ZM251 86H253V84L251 85ZM250 86V87H251ZM255 86H256V84H255ZM17 87V86H16ZM22 87V86H21ZM20 87V88H21ZM27 87H29V86H27ZM71 87V86H70ZM79 87V86H78ZM105 87H104V91H105ZM113 88H114V86H112ZM111 87V88H112ZM128 87H129V85H128ZM183 87V88H184ZM192 87H194V86H192ZM249 87V88H250ZM30 88V87H29ZM37 88V87H36ZM41 88V87H40ZM73 89H74V87H72ZM80 88V87H79ZM87 88H89V85H88V87ZM102 88V87H101ZM115 88H117L116 86H115ZM122 88H123V86H122ZM195 88V90H194V92L197 90L196 89V86L194 87ZM95 89V88H94ZM98 89V88H97ZM181 90H182V88H180ZM179 89V90H180ZM224 90H225V88H223ZM233 89H234V86H233ZM260 89V88H259ZM12 90V89H11ZM14 90H15V87H14ZM25 90H26V88H25ZM75 90V89H74ZM88 90V89H87ZM113 90V89H112ZM117 90H121L120 88L119 89H117ZM175 90V89H174ZM200 90V89H199ZM201 90H202V88H201ZM207 91H208V89H206ZM231 90H232V88H231ZM239 90V89H238ZM250 90V89H249ZM261 90H262V88H261ZM260 90V91H261ZM20 91V90H19ZM18 91V92H19ZM31 91H33V90H31ZM39 91H41V90H39V88H37V89H35V92H34V95L36 96V94L39 92ZM78 91H79V89H78ZM98 91V90H97ZM110 91V90H109ZM130 91H131V89H130ZM198 91V90H197ZM245 91H247V89H245ZM253 91H254V89H253ZM15 92V91H14ZM14 92L12 93V94H14ZM21 92H23V90L21 91ZM82 92H83V88H82ZM102 92V91H101ZM205 92V91H204ZM258 92H259V90H258ZM10 93V92H9ZM25 93V91L23 92V93H21V94H24ZM27 93V92H26ZM95 93V92H94ZM100 93V92H99ZM106 93H108V92H106ZM106 93H104V94H106ZM116 93H119V92H117L116 91ZM125 93H126V91H125ZM136 93V92H135ZM152 93V92H151ZM189 93V92H188ZM199 93H201V92H199ZM221 93V92H220ZM224 93V92H223ZM236 93H237V91H236ZM238 93H240L239 91H238ZM33 94V93H32ZM42 94V93H41ZM40 94V95H41ZM89 94V93H88ZM103 94V95H104ZM114 94H115V92H114ZM128 95H129V93H127ZM133 94H134V92H133ZM177 94H178V92H177ZM181 94V93H180ZM182 94H183V92H182ZM192 94V93H191ZM202 94V93H201ZM235 94V93H234ZM243 94H245V93H243ZM26 95V94H25ZM78 95V94H77ZM92 95V94H91ZM91 95H89V96H87V97H89V99L91 98ZM120 95V94H119ZM119 95H118V97H119ZM126 95V94H125ZM138 95V94H137ZM179 95V94H178ZM253 95V94H252ZM15 96H18V94L17 95H15ZM35 96H33L34 98H35ZM97 96V95H96ZM98 96H99V94H98ZM117 96V95H116ZM124 96V95H123ZM134 96H136L135 94H134ZM188 96V95H187ZM199 96V95H198ZM197 95L195 96V97H198ZM247 96V95H246ZM21 97H22V95H21ZM84 97H86V96H84ZM131 97V96H130ZM183 97H185V96H183ZM195 97H194V99H195ZM223 97V96H222ZM230 97V96H229ZM232 97H233V95H232ZM242 97L243 96H240V98H241V100H243L242 99ZM4 98H5V94H4ZM24 98V97H23ZM26 98V97H25ZM95 98V97H94ZM107 98V97H106ZM125 98V100H126V102H127V100H128V96H127V99H126V97H124ZM136 98V97H135ZM177 98H178V96H177ZM181 98H182V96H181ZM188 98L191 100V97L190 96H188ZM217 98V97H216ZM235 98V97H234ZM243 98H245V97H243ZM7 99H9V97L7 98ZM20 98H18V100H19ZM39 99V98H38ZM74 99H75V97H74ZM84 99V98H83ZM137 99V98H136ZM135 99V100H136ZM180 99V98H179ZM215 99V98H214ZM86 100V99H85ZM88 100V99H87ZM92 100V99H91ZM116 100V99H115ZM146 100V99H145ZM183 100V99H182ZM186 100H187V97H186ZM186 100H185V98H184V101L186 102ZM189 100V102L191 103V101ZM240 100V101H241ZM247 100H248V98H247ZM8 100H5V101H3V102H5V104H6V102H7ZM31 101H32V98H31ZM38 101H40V100H38ZM76 101V100H75ZM148 101V100H147ZM165 101V100H164ZM176 101V100H175ZM183 101V102H184ZM193 102H194V100H192ZM224 101V100H223ZM3 102H1L0 101V105L1 104H3ZM33 102V101H32ZM41 102V101H40ZM93 102V101H92ZM106 102V101H105ZM123 102V101H122ZM138 102H139V99L137 100V106H138ZM180 102H181V99H180ZM180 102H178V103H180ZM188 102V101H187ZM186 102V103H187ZM202 102H204L203 100H202ZM208 102H210V101H208ZM255 102H256V100H255ZM254 102V103H255ZM83 103V102H82ZM104 103V102H103ZM116 103V102H115ZM115 103H114V105H115ZM133 103V102H132ZM162 103H164V102H162ZM167 103H168V101H167ZM174 103V102H173ZM173 103H170V104H173ZM253 103V102H252ZM9 104H12V107H13V105L14 106H17L18 105V110H20V113H23V116H25L28 120L29 119H32V120H30L29 122L31 123L32 121H33V123L32 124H34L36 127V130L38 129V128H40L41 126H42V122H41V116H40V113H41V110H40V106H39V110L40 111H36L34 108H32V107H30V105L26 102V103H24L21 107H23V110L19 107V104H20V102H19V104H18V101L17 100H13L12 102H10ZM42 104V105H43ZM100 104H101V102H100ZM111 103L110 102H108V106L110 105ZM112 104H113V102H112ZM119 104H120V106H121V103L119 102ZM145 104H146V101H145ZM144 104V105H145ZM149 104H150V102H149ZM169 104V103H168ZM199 104H200V102H199ZM208 104V103H207ZM233 104H234V102H233ZM232 104V105H233ZM21 105V104H20ZM62 105H64L65 106V104H62ZM130 105H131V102H130ZM151 105V104H150ZM176 105V104H175ZM190 105V104H189ZM194 105H196L195 103H194ZM204 105L205 104H203L202 103V106L201 105H198V106H201L200 108H201V110H199L198 108H197V110H196V113H194V111L193 112H189V110L188 111H186L187 110V108H186V106H184L185 108H186V112H189V113H185V111H184V113H182V116H181V118L180 119H178V120H176V127H177V125L180 127V126H185V128H186V134H187V136H189V138L191 137V136H193V137H191V138H193L194 139V135L195 134H197L198 132L200 133V130H201V127H202V129H203V127L206 125V121H207V117H208V115H209V112L211 113V111H209L208 109H210L208 106H207V110L206 109H202V107H204ZM213 105V104H212ZM214 105H215V103H214ZM218 105L220 106V107H222V101L220 100H218ZM223 105H224V103H223ZM255 105V104H254ZM260 105H261V103H260ZM260 105H259V107H260ZM7 106V105H6ZM62 107V109H64L65 107ZM101 106H103V107H100L99 106V108H98V117L99 118H101V121L99 120L98 121V125L96 124V130H98L100 127H103L104 125H105V127L104 128H106V126H107V122H108V118H109V116H110V114H109V111L107 110V108H108V106H106V104H103V105H101ZM113 106V105H112ZM120 106H118V110H119V108H120ZM142 106V105H141ZM140 106V107H141ZM170 106V105H169ZM169 106H167L168 108H169ZM193 106V105H192ZM234 106H235V104H234ZM11 107V106H10ZM44 107V106H43ZM80 107V106H79ZM78 107V108H79ZM106 107V108H105ZM122 107H123V104H122ZM124 107H126V106H124ZM123 107V108H124ZM188 107V106H187ZM212 107V106H211ZM252 107H253V105H252ZM2 110H3V107L1 106L0 107ZM15 108H17V107H14L13 109H14V111H15ZM20 108V109H19ZM60 108L61 107H59L58 108V112H60ZM83 107H81L80 109H82ZM88 108H89V106L87 107V111H88ZM93 108V107H92ZM92 108H89L90 110H89V113H90V111H91V109ZM115 107L113 106V109H114ZM135 108H136V106H135ZM152 108V107H151ZM165 108V107H164ZM189 108H191V106L189 107ZM215 108V107H214ZM261 108V107H260ZM55 109V108H54ZM95 109H96V107H95ZM108 109H110V108H108ZM113 109H112V112H111V119H112V113L114 112L113 111ZM126 109V108H125ZM128 109V108H127ZM131 109H132V107H131ZM130 109V110H131ZM138 109V108H137ZM141 109H144L143 107L141 108ZM182 109H184L183 107H182ZM262 109V108H261ZM10 110V109H9ZM56 110H57V108H56ZM65 110V109H64ZM83 110H84V108H83ZM115 110V109H114ZM129 110V112H131ZM146 110H148V109H146ZM145 110V111H146ZM164 110V109H163ZM212 110H214V109H212ZM233 110H234V108H233ZM16 111H17V109H16ZM50 110L48 109V112H49ZM53 111V110H52ZM55 111V110H54ZM81 111L82 110H80L79 112L78 111H75L74 112V114L76 113V115H77V113H81ZM87 111L85 112V113H87ZM94 111V110H93ZM92 111V112H93ZM134 111V110H133ZM137 111V110H136ZM168 111V110H167ZM183 111V110H182ZM191 111V110H190ZM236 111V110H235ZM234 111V112H235ZM248 111V110H247ZM250 111V110H249ZM252 111V110H251ZM255 111V110H254ZM43 112H44V109H43ZM47 112V113H48ZM57 112V113H58ZM72 112V110L70 111V113ZM82 112H84V111H82ZM91 112V113H92ZM115 112H119V111H117V110H115ZM138 112L140 113V109H138ZM142 112V111H141ZM144 112V111H143ZM143 112H142V122H141V120H140V124H138L137 126H135V124H137L136 123V121H135V123H134V126H132L133 127V129L134 128H136V131H137V128H138V131H139V129H140V127L142 126V123H143V117L145 118V116H143ZM155 112V111H154ZM212 112H214V111H212ZM244 112V111H243ZM14 113V115L16 114V112H13ZM19 111H18V117H19ZM47 113H45V115H47ZM51 114H52V112H50ZM56 113V112H55ZM54 113V114H55ZM61 113H62V110H61V112H60V114H58V116L59 115H61ZM85 113H83L84 115H85ZM89 113H88V115H89ZM90 113V114H91ZM147 113V112H146ZM146 113L144 114V115H146ZM176 113H177V111H176ZM176 113H175V115H176ZM253 113H255V112H253ZM1 114V113H0ZM49 114V113H48ZM54 114H52V116H53V118H54ZM79 114H78V116H79ZM82 114V115H83ZM118 114V115H117ZM117 114H115L116 116H118V118H120V114L121 113H117ZM240 114H243V113H240ZM21 115V114H20ZM71 115V114H70ZM114 115V114H113ZM114 115V116H115ZM148 115V114H147ZM147 115H146V117H147ZM248 115V114H247ZM254 115V114H253ZM6 116V115H5ZM13 116V115H12ZM16 116V115H15ZM35 116H36V119H35ZM44 116V115H43ZM48 116V115H47ZM73 116V115H72ZM93 116V115H92ZM97 116H96V118H97ZM128 117H126L127 118V121H129V122H131L130 120H128V118H129V115H127ZM130 116H132V114L130 113ZM155 116H156V113H155ZM155 116H154V118H155ZM228 110H226V109H224V112L222 113V118H221V122L222 123H224V120H225V122L227 123V121H228ZM245 116H246V114H245ZM249 116H250V114H249ZM4 117V116H3ZM8 117H10L9 115H8ZM25 117L23 118V120L25 119ZM34 117V118H33ZM62 116H60V118H61ZM79 117H81V115L79 116ZM85 117H86V115H85ZM85 117H83V119H82V117L80 118V120L82 119V120H84V118ZM134 117H136V115L134 116ZM218 117H220L219 115H218ZM217 117V118H218ZM5 118V117H4ZM16 118V117H15ZM21 118H22V115H21ZM44 118H47V117H44ZM51 118V117H50ZM115 119H116V117H114ZM125 118V119H126ZM131 118V117H130ZM140 118V117H139ZM139 118H137L136 120H138L139 121ZM172 118V117H171ZM179 118V117H178ZM2 119V118H1ZM0 119V120H1ZM55 119H57V117L55 118ZM55 119H54V121H55ZM70 119H71V116H70ZM88 120H89V118H87ZM86 119V120H87ZM124 119V120H125ZM132 119H134V118H132ZM148 119V118H147ZM175 119V118H174ZM214 119H216L215 117H214ZM242 119V118H241ZM7 120V119H6ZM22 120V121H23ZM45 120H47V119H45ZM79 120V119H78ZM79 120V121H80ZM120 120V119H119ZM121 120H122V118H121ZM210 120V119H209ZM227 120V121H226ZM11 121H12V119H11ZM25 121H26V119H25ZM47 121H50L49 119L47 120ZM110 121L111 120H109V127L111 126V123L113 124V123H115L114 121L112 122L111 121V123H110ZM145 121H146V119H145ZM157 121H158V119H157ZM156 121V122H157ZM27 122V121H26ZM29 122H28V124H29ZM51 122V121H50ZM129 122H127V125L129 124ZM133 120H132V123L131 124H133ZM209 122V121H208ZM219 122H220V119H219ZM232 122V121H231ZM237 122V121H236ZM235 122V123H236ZM240 122V121H239ZM241 122H242V120H241ZM241 122H240V124H239V127H240V125H243L244 124V122H242V124H241ZM93 123H94V121H93ZM96 123V122H95ZM120 123V122H119ZM122 123H123V121H122ZM171 123H172V121H171ZM19 124H21V123H19ZM27 124V125H28ZM48 124H49V122H48ZM71 124V123H70ZM69 124V125H70ZM126 124V123H125ZM173 124H174V122H173ZM172 124V125H173ZM250 124V123H249ZM263 126H264V124H263V122L261 123ZM4 125H5V123L3 124V122H0V126L1 127H4ZM31 125V124H30ZM45 125H47V124H44V126ZM76 125V124H75ZM115 126L117 125V124H114ZM119 125V124H118ZM118 125H117V129L115 130V131H117V133H119L118 132V129L120 128H118ZM148 124H147V121H146V126H147ZM203 125V126H202ZM212 125V124H211ZM210 125V126H211ZM218 125V128L217 129H219V125H220V123L219 124H216V126ZM6 126V125H5ZM43 126V127H44ZM122 126V125H121ZM131 126V125H130ZM207 126V125H206ZM210 126H208L207 128L209 129V130H211L210 129ZM213 126V125H212ZM222 126V124L220 125V127ZM224 126V125H223ZM234 126V125H233ZM237 126V125H236ZM244 126H245V124H244ZM255 126V125H254ZM62 127V126H61ZM70 127V126H69ZM72 128H73V126H71ZM125 127H126V125H125ZM132 127H131V129H132ZM149 127V126H148ZM147 127V131H145V132H148V130L150 129V127L148 128ZM175 127V126H174ZM179 127H178V129H179ZM239 127H238V130H239ZM7 128V127H6ZM31 128V127H30ZM87 128V127H86ZM85 128V129H86ZM108 128V127H107ZM112 128H114V127H112ZM127 128H129L130 129V127H128L127 126ZM145 129H146V127H144ZM143 128V129H144ZM229 128V127H228ZM257 128V127H256ZM258 128L261 130V128H260V125L258 124ZM42 129V128H41ZM59 129V128H58ZM64 129V128H63ZM84 129V128H83ZM89 129H91V128H89ZM92 129H93V131H91L92 133H90V134H93V136H94V132H95V128H94V124H93V127H92ZM115 129V128H114ZM121 129H122V127H121ZM133 129L130 131V134H128V129H124V131L125 130H127L125 133L127 134V136H130V137H127V138H130L131 139V136H132V134L134 135V137H132V139L134 138L135 139V141H136V139L137 138H135V134L136 135H138L139 134V132L137 133L136 131H133ZM144 129V130H145ZM163 129H164V126H163ZM163 129H162V131H163ZM174 129V128H173ZM208 129H207V132H208ZM213 129V128H212ZM216 129V130H217ZM222 129V128H221ZM224 129V128H223ZM240 129L242 130V127H240ZM2 130V129H1ZM5 130V129H4ZM23 130V129H22ZM34 130V127H33V129H31V130H29V131H33ZM36 130H35V132H36ZM72 130V129H71ZM74 130V129H73ZM88 130V129H87ZM107 130H109L110 131V129L108 128ZM106 130V132H109V131H107ZM144 130L142 131V132H144ZM185 129L183 128V131H184ZM7 131V130H6ZM29 131H28V133H29ZM56 131V130H55ZM59 131H61V130H59ZM82 131V130H81ZM85 131V130H84ZM102 131V130H101ZM114 130H113V132L116 134V136H117V133L115 132ZM119 131H120V129H119ZM220 130H217V132H219ZM228 131V129H226V132ZM246 131V130H245ZM252 131H254V128H253V130ZM15 132V131H14ZM19 132V131H18ZM65 133H66V131H64ZM63 132V133H64ZM104 133H105V130L103 131ZM133 132V133H132ZM166 132H167V130L165 131V134H166ZM217 132H214V135L216 136L217 134H215V133H217ZM221 132V131H220ZM230 132V131H229ZM256 132H257V129H256ZM263 132H264V130H263ZM5 133V135H6V132H4ZM3 133V134H4ZM7 133H8V131H7ZM13 133V132H12ZM20 133V132H19ZM69 131H68V135H69ZM101 132H100V130H99V134H100ZM112 132H110V134H111ZM124 133V134H125ZM135 133V134H134ZM178 133V132H177ZM181 133H182V131H181ZM209 133V132H208ZM240 133H241V131H240ZM250 133H252V132H249V134ZM260 133V132H259ZM71 134H72V132H71ZM74 134V133H73ZM78 134V133H77ZM85 134V133H84ZM115 134H114V136H115ZM120 134H122V133H120ZM154 134V133H153ZM152 134V135H153ZM168 135H166V136H169V134H170V131H169V133H167ZM171 134H172V132H171ZM175 134V133H174ZM226 134V133H225ZM247 134H248V132H247ZM14 135V134H13ZM20 136H22L21 134H19ZM45 135V134H44ZM43 135V136H44ZM62 135V134H61ZM98 135V134H97ZM113 135V134H112ZM141 136H142V134H140ZM182 135V134H181ZM180 135V136H181ZM204 135V134H203ZM213 135V134H212ZM212 135H210L211 136V138H212ZM241 135H242V137H243V134L241 133ZM240 135V136H241ZM244 135H245V133H244ZM253 135H254V133H253ZM16 136H17V134H16ZM104 136H107V138H109V136L108 135H105L104 134ZM103 136V137H104ZM201 136V135H200ZM228 136V135H227ZM251 136V135H250ZM4 137V136H3ZM6 137V136H5ZM13 137V136H12ZM57 137H59L58 135H57ZM90 137V136H89ZM88 137V138H89ZM98 137H99V135H98ZM100 137H101V134H100ZM103 137H101V139L103 138ZM118 137H120L119 135L117 136V137H113L112 139H110L109 141H108V139L105 137V141L106 142H104V139H103V142H98L97 141V143L93 140V138H92V142H91V144L89 143V141H87V143L88 144H90V145H88V146H90L91 148H92V150L94 151V149H95V147L93 146V145H95L96 147H97V149H95V150H97V151H99V148L101 149V150H106V148H110L111 149V147H112V150H113V148H115V146L117 147L118 146V150L117 151H119V146H120V144H121V142L120 143H118L117 144V139H118V141L120 140ZM123 137L124 138H126V136L125 135H123ZM145 137V136H144ZM178 137V136H177ZM185 137V136H184ZM205 137H206V134H205ZM204 137V138H205ZM214 137V136H213ZM233 137V136H232ZM239 137V136H238ZM253 137V136H252ZM121 138V137H120ZM146 138H147V136L145 137V138H143V136H142V139H145V140H143V143H140V145H139V147H137V149H138V151L140 152V150L142 149V144H146V143H148V142H146V141H148V139L146 140ZM188 138V139H189ZM210 138V137H209ZM250 138V137H249ZM16 139H17V137H16ZM129 139V140H130ZM170 139V138H169ZM181 139H182V137H181ZM185 139H187V137H185ZM197 139V138H196ZM234 139V138H233ZM251 139V138H250ZM33 140H36V139H33ZM85 140V139H84ZM151 140V139H150ZM225 140V139H224ZM232 140V139H231ZM248 140V139H247ZM246 140V141H247ZM255 140V139H254ZM86 141V140H85ZM85 141H83V138H81V137H76V136H72V137H69V138H67V139H51V140H49V142L47 143V145L48 146H50V147H52V148H57V149H66V151H67V149H73L74 147H76V146H86L87 147V143L85 142ZM102 141V140H101ZM108 141V142H107ZM124 141H125V139H124ZM128 141V140H127ZM190 142H192L191 144H189L190 142H188L187 143V140H186V144L188 145L189 144V146H188V151H187V162L185 163V162H183V160H182V163L184 164L185 163V165H187V166H189V164L190 163H193V166L195 165V163L196 162H201V163H199L200 164V166H201V164H206L207 165V160H204V159H206V157H208V156H213V158H214V156H216V155H218V150L216 149V148H214V141H213V144H212V142H211V140H209V139H200V140H195L194 142H193V140L191 141V140H189ZM230 141V140H229ZM5 142V141H4ZM13 142V141H12ZM12 142H8V143H12ZM20 142H21V137H20ZM36 142V141H35ZM34 142V143H35ZM129 142V141H128ZM152 140H151V144H148L149 146H150V149H151V147H152V151H149L151 154H149L150 155V160L151 161H155V162H149L148 160H147V162L145 161L146 159H145V154L144 153H148L147 151V146L145 147V150H143L142 149V155H141V157H143L144 159H142V161H141V166H139V167H143L145 164L147 165L146 166V169H147V167L149 166L148 164H151L149 167H148V169L152 166V167H154V168H152V170H153V172H151V176L153 177V173H155L156 172V174H157V169H156V167H158V166H160V168H161V165H164V164H168L169 163V161L171 162V159H173V157L172 158H170L169 157V160H167V161H165V162H167V163H165L164 162V160H162L164 157H162V153H161V157H162V159H161V157H160V155H157L158 153V151H159V148H158V150H157V148L156 147H154V146H152V145H155V143L153 142V144H152ZM183 142V141H182ZM216 142V141H215ZM219 142V141H218ZM245 142V141H244ZM248 142V141H247ZM18 143H19V141H18ZM125 143V142H124ZM124 143H122V145H124L125 146V144H126V146H125V150H126V147H128V144H127V142L124 144ZM131 145L129 146V148H133V152H135L136 153V151L134 150V147H135V143H134V140H133V142H132V140H131V142H129ZM137 143V142H136ZM158 143V142H157ZM156 143V144H157ZM229 143V142H228ZM240 143V142H239ZM36 145H37V143H35ZM40 144V143H39ZM167 144V143H166ZM166 144H165V146H166ZM216 144H218V143H216ZM26 145V144H25ZM122 145H121V147H122ZM256 145V144H255ZM261 145V144H260ZM23 146V145H22ZM34 146V145H33ZM32 146V147H33ZM148 146V147H149ZM164 146V147H165ZM183 146H184V144H183ZM226 146V145H225ZM224 146V147H225ZM240 146H241V144H240ZM250 146V145H249ZM251 146H252V144H251ZM254 146V145H253ZM263 146V145H262ZM4 147H6V146H4ZM13 147V146H12ZM38 147H39V145H38ZM120 147V148H121ZM181 147V146H180ZM223 147V146H222ZM235 147H236V145H235ZM234 147V148H235ZM238 147H239V145H238ZM264 147V146H263ZM3 148V147H2ZM94 148V149H93ZM140 148V149H139ZM155 148V149H154ZM258 148H259V146H258ZM262 148V147H261ZM9 148H7V150L6 151H8L9 152V150H8ZM38 149V148H37ZM45 149H47V148H45ZM51 149V148H50ZM79 149V148H78ZM153 149H154V155H155V158L153 157L154 155H152V153H153ZM173 149V148H172ZM263 149L264 148H262V152H263ZM21 150H22V148H21ZM33 150H35V149H33ZM48 150V149H47ZM56 150V149H55ZM75 150H76V148H75ZM84 150V149H83ZM87 150H88V148H87ZM90 150V149H89ZM88 150V151H89ZM109 150V149H108ZM111 150V151H112ZM115 150H116V148H115ZM185 150V149H184ZM221 150H223V149H221ZM231 150V149H230ZM238 150V149H237ZM257 149H255V151H256ZM16 151H20V150H16ZM23 151V150H22ZM25 151H26V149H25ZM28 151V150H27ZM30 151V150H29ZM28 151V152H29ZM82 151V150H81ZM91 151V150H90ZM89 151V152H90ZM127 151L128 150H126V152H124L125 154H127ZM157 151V152H156ZM248 151H249V149H248ZM11 152H13V151H11ZM38 152V151H37ZM49 152H50V150H49ZM70 152H72V151H70ZM69 152V153H70ZM78 152V151H77ZM115 152V151H114ZM160 152V151H159ZM231 152V151H230ZM258 152V151H257ZM6 153V152H5ZM26 154H28L27 152H25ZM30 153V152H29ZM35 153V152H34ZM41 153H43L44 154V157H45V153H47V151H45V153L43 152V150H42V152ZM52 153V152H51ZM53 153H54V151H53ZM75 154H76V152H74ZM85 153H87V152H85ZM92 153V152H91ZM98 152H96V154H97ZM132 153V152H131ZM141 153V152H140ZM259 153H260V149H259ZM26 154L24 155V157L26 156ZM60 154H61V152H60ZM72 154H73V152H72ZM108 154H110V153H108ZM121 154H123L122 153V151H121ZM121 154H120V157H121ZM231 154H233V152H231ZM235 154V153H234ZM237 155H238V152L236 153ZM235 154V155H236ZM240 154L242 155V153H241V148H240ZM243 154H244V152H243ZM251 154H252V150H251ZM254 154V153H253ZM257 154V153H256ZM261 154V153H260ZM2 155V154H1ZM0 155V156H1ZM29 155V157H30V154H28ZM38 155H39V153H38ZM55 155H56V153H55ZM55 155H54V157H55ZM70 155V154H69ZM79 155H81L80 153H79ZM82 155L84 156V154H83V151H82ZM86 155V154H85ZM93 155H95V153L93 154ZM111 155V154H110ZM112 155H113V153H112ZM138 155V154H137ZM137 155H135L136 156V158L138 157L139 158V155L137 156ZM152 155V156H151ZM228 155H230L229 153H228ZM255 155V154H254ZM5 155H3L2 157H4ZM6 156H7V153H6ZM42 158L40 159V160H42L43 161V156L42 155H40ZM49 156V155H48ZM63 156H64V154H63ZM63 156H61V157H63ZM77 156V155H76ZM99 156H101V159H102V155H99ZM104 156H105V153H104ZM114 156H116L115 154H114ZM119 156V155H118ZM130 156H131V154H130ZM148 156V154L146 155V157ZM159 156V157H158ZM184 156V155H183ZM186 156V155H185ZM184 156V157H185ZM9 156H7L6 158L7 159H10V157L8 158ZM28 156L26 157V161H27V158L28 159H30V161H32V159H31V157L29 158ZM51 157H52V159H53V156L51 155ZM57 157V156H56ZM59 157V156H58ZM57 157V158H58ZM75 157V156H74ZM95 157H96V155H95ZM107 157V156H106ZM157 157V158H156ZM240 156H238L237 157V159H236V157H235V160L233 159V160H231V161H229V162H227L222 168H221V170H219V171H215L216 173H213V175H211V174H206V177L204 178V176H203V182L201 181V183H202V185L203 184H205V185H207L208 183H210L209 181H210V179L212 180L213 179V182H214V180H216L215 182H223L224 180V183L225 182H228V183H232L233 182V180H234V178L237 176V174H241L240 172L242 171V169L245 167V164L243 163V161L241 162V160L243 159H241L240 160V158H239ZM252 157V156H251ZM76 158V157H75ZM80 158V157H79ZM87 158H89L88 156L86 157V159ZM108 158V157H107ZM131 158H132V156H131ZM153 158L155 159V160H153ZM210 158V157H209ZM208 158V159H209ZM226 158V157H225ZM52 159H51V162H53V165H54V161H52ZM63 159V158H62ZM84 160H85V158H83ZM100 159V160H101ZM130 159V157L128 158V160ZM133 159V158H132ZM140 159V158H139ZM139 159H138V161H139ZM160 159V160H159ZM164 159H166V158H164ZM252 159H253V162L255 161V159H254V157L253 158H251L250 159V164H251V162H252ZM261 159H263V156H262V158ZM258 160L257 159V161H255V164H256V166H258L257 165V162H259V161H261L260 163H262L263 164V166H264V159L263 160ZM23 160H25V159H23ZM36 159L34 158V160L33 161H35ZM72 160H73V158H72ZM104 160L106 161V159L104 158ZM120 160V159H119ZM141 160V159H140ZM160 162H159V161ZM1 161V160H0ZM57 161V160H56ZM58 161H59V163H60V159L58 158ZM63 161V160H62ZM75 161V160H74ZM78 161V160H77ZM91 161H92V159H91ZM98 161H99V159H98ZM105 161H104V163H105ZM113 161V160H112ZM157 161V162H156ZM162 161H163V163H162ZM209 161V160H208ZM221 161V160H220ZM219 161V162H220ZM247 161V160H246ZM2 163L4 162L5 163V161L3 160V161H1ZM29 162V161H28ZM50 162V163H51ZM80 162H81V159H80ZM87 162H89V163H91L90 164V166L92 165V164H94V162H95V160H94V162L92 163V162H90V160H88ZM123 162H124V160H123ZM127 163H129L128 161H126ZM130 162H131V160H130ZM134 162V161H133ZM132 162V163H133ZM136 162H137V160H136ZM158 162H159V165H158ZM172 162H174V161H172ZM171 162V163H172ZM224 162H226V161H224ZM253 162H252V166L253 165H255V164H253ZM3 163V164H4ZM24 163V162H23ZM36 164H37V166H38V163H37V160H36V162H35ZM58 163V164H59ZM64 163H65V161H64ZM63 163V164H64ZM86 163V162H85ZM101 163H103V162H101ZM103 163V164H104ZM110 163V162H109ZM143 163V164H142ZM145 163V164H144ZM170 163V164H171ZM223 163V162H222ZM249 163V162H248ZM248 163H246V165H247V169H248ZM260 163H259V165H260ZM2 164V165H3ZM29 165H30V162L28 163ZM31 164H33V162H31ZM96 164H97V162H96ZM107 164H108V162H107ZM119 164V163H118ZM125 165H126V163H124ZM197 164V163H196ZM220 164V163H219ZM249 164V165H250ZM1 165V164H0ZM35 165V164H34ZM41 165V164H40ZM56 165V164H55ZM54 165V166H55ZM70 166H71V164H69ZM73 165H74V163H73ZM83 165V164H82ZM86 165V164H85ZM87 165H88V163H87ZM86 165V166H87ZM98 165H99V163H98ZM102 165V164H101ZM128 165V164H127ZM126 165V166H127ZM129 165H132L131 163L129 164ZM138 165H139V162H138ZM157 165V166H156ZM169 165V164H168ZM182 165V164H181ZM185 165H183V166H185ZM214 165V164H213ZM217 163H216V167H217ZM24 166H25V163H24ZM31 166V165H30ZM50 166V165H49ZM77 166V165H76ZM76 166L74 167V174L72 175V173L70 174V175H72L71 177H69L68 178V176H66V178H63L64 180H63V182L64 183H67V185L69 186V187H71L72 189H74V190H81L82 189V187L85 185V184H87L88 186L89 185H91L92 186V188L93 187H95V188H98V191L97 192H95V190H94V192H95V194L97 195V198L98 197H102V196H106L107 197V195H106V192H108V193H111V192H109L110 190L108 189V188H106V187H104L103 186V188L101 187V186H99V184H101V182H99V175L98 174H91L90 176H88V175H86L85 174V172L83 173V172H78V173H75L76 171H75V169H76ZM167 166V165H166ZM262 166V165H261ZM2 166H0V168H1ZM26 167H27V165H26ZM43 167L45 168V165H43L42 167H40V169L42 170L43 169ZM61 167V166H60ZM65 167H66V165H65ZM78 167V166H77ZM104 167H105V165H104ZM107 167H109V164H108V166ZM111 167V166H110ZM115 167V166H114ZM163 167V166H162ZM165 167V166H164ZM168 167V166H167ZM191 167H192V165H191ZM190 167V168H191ZM196 167H198V166H196ZM196 167H195V169H196ZM205 167V166H204ZM204 167H201V169L203 168V170H204ZM254 167V166H253ZM253 167H251V168H253ZM48 168V167H47ZM67 168V167H66ZM65 168V169H66ZM69 168V167H68ZM79 168H80V165H79ZM88 168V167H87ZM86 168V169H87ZM103 167H101L100 169H102ZM145 168V167H144ZM169 168V167H168ZM193 168V167H192ZM220 168H218V169H220ZM27 169V168H26ZM33 169V168H32ZM38 169H39V167H38ZM70 169V168H69ZM85 169V168H84ZM94 169V168H93ZM99 169V168H98ZM119 169V168H118ZM156 169V170H155ZM182 169V168H181ZM184 169V168H183ZM185 169H186V167H185ZM194 169V168H193ZM194 169V170H195ZM258 169H260V166H258ZM261 169H264V168H262L261 167ZM23 170V169H22ZM24 170H25V168H24ZM57 170H58V168H57ZM62 170V169H61ZM80 169H78V171H79ZM88 170V169H87ZM113 170H114V168H113ZM135 170V169H134ZM151 170V171H152ZM155 170V171H154ZM158 170H160L159 168H158ZM162 170L164 171V169L162 168ZM167 170V169H166ZM189 170V169H188ZM193 170V171H194ZM251 170V169H250ZM254 170V169H253ZM2 171H4V170H2ZM40 171V170H39ZM38 171V172H39ZM108 171H110V170H108ZM116 171V170H115ZM118 171V170H117ZM142 171V170H141ZM186 171H187V169H186ZM190 171V170H189ZM192 171V172H193ZM207 171V170H206ZM244 171V170H243ZM256 171V170H255ZM9 172H10V170H9ZM28 172V170L26 171V173ZM31 172H32V170H31ZM30 172V173H31ZM58 172H60V170L58 171ZM62 172V171H61ZM102 172H104V171H102ZM107 172V171H106ZM113 172V171H112ZM137 172H138V170H137ZM137 172H136V174H137ZM145 172H147V170L145 171ZM183 172V171H182ZM191 172V171H190ZM228 172V173H227ZM247 172V171H246ZM246 172H244V173H246ZM257 172V171H256ZM15 173H16V171H15ZM18 173V172H17ZM44 173V172H43ZM115 173V172H114ZM148 173H150V169H149V171H148ZM148 173H144V174H147L146 176H147V178L146 179H148V176H149V174ZM261 173V172H260ZM29 174V173H28ZM35 174V173H34ZM54 174H55V172H54ZM59 174V173H58ZM107 174H108V172H107ZM110 174H111V171H110ZM116 174H117V172H116ZM121 174V173H120ZM139 174V173H138ZM141 174V173H140ZM155 174V175H156ZM258 174H259V172H258ZM257 174V175H258ZM0 175H2L1 174V172H0ZM5 175V174H4ZM25 175V173L23 174V176ZM53 175V174H52ZM158 175H161L160 173H158ZM182 174H180V176H181ZM187 175H188V172H187ZM200 175V174H199ZM255 175V174H254ZM254 175H253V178H254ZM260 175V174H259ZM3 176V175H2ZM21 176V175H20ZM26 176H27V179H29V177H28V175L26 174ZM33 176V175H32ZM31 176V177H32ZM108 177H109V175H107ZM111 176V175H110ZM115 176L116 175H114L113 177L115 178ZM117 176H118V174H117ZM122 176H123V174H122ZM121 176V177H122ZM136 175H134L133 177H135ZM145 176V177H146ZM164 176H165V174H164ZM247 176V175H246ZM256 176V175H255ZM4 177V176H3ZM11 176H9V178H10ZM37 177V176H36ZM44 177V176H43ZM57 177H58V175H57ZM104 177V176H103ZM112 176H111V178H113ZM124 177V176H123ZM133 177H132V180H133ZM143 177H144V175H143ZM145 177H144V179H145ZM193 177H194V174H193ZM195 177H196V175H195ZM257 177V179L259 178V176H256ZM261 177V180H263V183H264V174L262 173V176H260ZM34 178V177H33ZM48 178H51V180L53 179V177H51L50 175H48ZM137 178H139L138 176H137ZM141 178V177H140ZM155 178H156V176H155ZM159 178H160V176H159ZM158 178V180L160 181V179ZM165 178V177H164ZM163 178V179H164ZM199 178H200V176H199ZM244 178H246V177H244ZM248 178V177H247ZM246 178V179H247ZM250 178H251V176H250ZM2 178H0V180H1ZM22 179H23V177H22ZM130 179H131V177H130ZM135 179H136V177H135ZM154 179V178H153ZM166 179V178H165ZM201 179V180H202ZM257 179H256V181H257ZM9 180V179H8ZM8 180H6L7 182H8ZM25 180H26V177H25ZM32 180V179H31ZM42 180V179H41ZM60 180H61V177H60ZM104 180V179H103ZM122 180V179H121ZM131 180V181H132ZM161 180H162V178H161ZM186 180V179H185ZM187 180H188V178H187ZM190 180H191V176H190ZM209 180V181H208ZM11 181V180H10ZM33 181L34 180H32V183H33ZM37 181V180H36ZM45 181H47V180H45ZM57 181H59V178H58V180ZM62 181V180H61ZM127 181V180H126ZM139 181L141 182V180L139 179ZM148 181V180H147ZM252 181V180H251ZM20 182V181H19ZM37 182H39V181H37ZM112 182V181H111ZM125 182V181H124ZM136 182H137V179H136ZM143 182V181H142ZM145 182H146V180H145ZM152 182H153V180H152ZM151 181H150V183H152ZM157 182V181H156ZM155 182V183H156ZM162 182V181H161ZM191 182V181H190ZM192 182H194V181H192ZM214 182V183H215ZM238 182V181H237ZM242 182L244 183V181L242 180ZM253 182V181H252ZM255 182V181H254ZM257 182H259V181H257ZM15 183V182H14ZM30 183H31V181H30ZM106 183H108V182H106ZM117 183V182H116ZM189 183V182H188ZM198 183V182H197ZM224 183H223V185H224ZM5 184V183H4ZM4 184H2L3 186H4ZM21 184V183H20ZM19 184V185H20ZM37 184V183H36ZM45 184H47L48 185V181H47V183H45ZM49 184H51V182L49 183ZM53 184V183H52ZM61 184V183H60ZM63 184V183H62ZM103 184V183H102ZM120 184V183H119ZM146 184V183H145ZM145 184H144V186H145ZM200 184V183H199ZM233 184V183H232ZM231 184V185H232ZM240 184V183H239ZM21 185H23V183L21 184ZM56 185V184H55ZM54 185V186H55ZM109 185H110V183H109ZM118 185V184H117ZM128 185V184H127ZM139 185V184H138ZM149 185V184H148ZM156 185H157V183H156ZM159 185V184H158ZM204 185V186H205ZM212 185V183L210 184V185H208L209 187ZM1 186V185H0ZM36 186V185H35ZM43 186V185H42ZM65 186H66V184H65ZM87 186V187H88ZM90 186V187H91ZM106 186H108V185H106ZM111 186V185H110ZM109 186V187H110ZM115 186V185H114ZM122 186V185H121ZM123 186H126V184L125 185H123ZM135 186H136V184H135ZM187 186V185H186ZM195 186L197 187V185H196V183H195ZM199 186V185H198ZM216 186V185H215ZM214 185H212L211 187H213V188H211L210 187V189H214V187H215ZM227 186H228V193L229 194H231V196H232V194H234V197H235V194L237 195V196H239V197H241V198H243L244 199V197L246 198V197H248L246 194H247V192L248 191H246L247 189L246 188H240V189H235V188H231L230 190H229V185L227 184ZM262 186V185H261ZM264 186V185H263ZM8 187V186H7ZM15 187H16V185H15ZM20 187V186H19ZM32 187V186H31ZM48 187L50 188V186L48 185L47 186V190H48ZM69 187H67L68 189H69ZM130 187L131 188H133V189H135V187H133V186H131L130 185ZM130 187H129V189H130ZM146 187H147V185H146ZM152 187H153V185H152ZM154 187L156 188V186H155V184H154ZM153 187V188H154ZM190 188L192 187V185L191 186H189ZM201 187V186H200ZM221 187V186H220ZM223 187V186H222ZM232 187H233V185H232ZM249 187V186H248ZM1 188H2V186H1ZM5 188V187H4ZM9 188H10V186H9ZM33 188H34V185H33ZM53 188V187H52ZM55 188V187H54ZM59 188V187H58ZM60 188L62 189V187H61V185H60ZM91 188V189H92ZM150 188V187H149ZM166 187H164L163 189H165ZM202 188V187H201ZM215 188H217V186L215 187ZM226 187H223V188H221V189H225ZM254 188V187H253ZM13 189H14V187H13ZM32 189V188H31ZM42 189V188H41ZM133 189H132V191H133ZM141 189V188H140ZM167 189V188H166ZM198 189H200V188H198ZM206 189V188H205ZM205 189H204V191H205ZM207 189H208V187H207ZM246 189V190H245ZM256 187L254 188V192H255V194H256ZM23 190H25V188L23 189ZM57 190V189H56ZM56 190H54V191H56ZM71 190V189H70ZM70 190H69V192H70ZM131 190V189H130ZM135 190H137V189H135ZM134 190V191H135ZM168 190H170L169 188H168ZM227 190V189H226ZM226 190H225V193H226ZM14 191V190H13ZM34 191V190H33ZM43 191H44V189H43ZM62 191V190H61ZM66 191H67V189H66ZM82 191V190H81ZM112 193L111 194H114V195H118V197L117 198H120V195L122 194L123 195V193L126 191L123 187H115V188H113L112 189ZM131 191V192H132ZM140 191V190H139ZM201 191V190H200ZM203 191V190H202ZM212 191V190H211ZM219 191V190H218ZM223 191V190H222ZM251 191H252V187H251ZM250 191V192H251ZM259 191H262V193L261 192H259V193H261V194H263L264 195V187L261 189V190H259ZM21 192H23L22 191V188H21ZM26 191H24V193H25ZM41 192V191H40ZM57 192V191H56ZM75 192V191H74ZM74 192H72V190H71V193L73 194ZM90 192V191H89ZM92 192V191H91ZM90 192V193H91ZM127 192V191H126ZM145 192V191H144ZM159 192V191H158ZM165 192V191H164ZM169 192V191H168ZM168 192H167V195H168ZM209 192V191H208ZM217 192V191H216ZM253 192V191H252ZM1 193H2V191H1ZM0 193V194H1ZM38 193H39V189H38ZM42 193V192H41ZM63 193V192H62ZM67 193V192H66ZM66 193H65V195H66ZM78 193V192H77ZM84 193V192H83ZM83 193L80 195V197H79V199H81V196L83 195ZM137 193V200H138V191L136 192ZM157 193V192H156ZM170 193V192H169ZM173 193H174V191H173ZM172 193V194H173ZM258 193V191H257V194H256V198L257 197H259V194ZM5 194H6V192H5ZM13 194V193H12ZM19 194L21 195V193L19 192ZM18 194V195H19ZM29 194V193H28ZM49 194H53V193H49ZM68 194V193H67ZM85 194V193H84ZM105 194V195H104ZM125 195H127V193H124ZM135 194V193H134ZM160 194H161V189H160ZM166 194V193H165ZM177 194V193H176ZM249 194H252V193H249ZM10 195V194H9ZM17 195V196H18ZM25 195V194H24ZM36 195V194H35ZM34 195V196H35ZM59 195H60V193H59ZM64 195V196H65ZM109 195V194H108ZM136 195V194H135ZM135 195L133 196V197H135ZM171 195V194H170ZM184 195H185V193H184ZM187 195V194H186ZM188 195H190V194H188ZM258 195V196H257ZM262 195V196H263ZM16 196V195H15ZM57 196V195H56ZM62 196H63V194H62ZM74 196V195H73ZM90 196V198L92 197V198H94L93 196H91V195H89ZM95 196V195H94ZM129 196H130V192H129ZM150 196H151V194H150ZM160 197H161V195H159ZM178 196H181V195H178ZM218 196V195H217ZM225 196H226V194H225ZM261 196V197H262ZM20 197H22V195L20 196ZM30 197V196H29ZM61 196H59L57 199H59ZM66 197V196H65ZM68 197V196H67ZM77 197H78V195H77ZM83 197V196H82ZM122 197V196H121ZM131 197H132V195H131ZM141 197V199H142V197H143V195H140L139 196V198ZM144 197H145V195H144ZM156 197V196H155ZM164 197L165 196H163V204H165V206H166V203H165V201H164ZM170 197V196H169ZM190 198H191V196H189ZM199 197H201V196H199ZM1 198V197H0ZM7 198H9V197H7ZM25 198V197H24ZM24 198L22 197L21 198V200L23 199L24 200ZM43 198H45V197H43ZM97 198H96V201H97ZM109 198H110V196H109ZM123 198V197H122ZM126 198V197H125ZM150 198V197H149ZM162 198V197H161ZM173 198V197H172ZM175 198V197H174ZM193 198V197H192ZM195 198H196V196H195ZM255 198V197H254ZM262 198H264V197H262ZM261 198V199H262ZM10 199V198H9ZM20 199V198H19ZM36 199V198H35ZM34 199V200H35ZM79 199L77 200V201H79ZM85 199V198H84ZM115 202H116V200H115V198L113 197L112 198ZM111 199V200H112ZM127 199H128V197H127ZM126 199V200H127ZM129 199H130V197H129ZM170 199V198H169ZM168 199V200H169ZM176 199V198H175ZM175 199H170V200H172V201H174ZM180 199V198H179ZM179 199H178V203H179ZM200 199H202V198H200ZM233 199H235V198H233ZM238 199L239 198H236V201H238ZM242 199V200H243ZM14 200V199H13ZM30 201L29 202V209L31 208V209H33V205H35L34 203H35V201ZM54 200V199H53ZM61 200V199H60ZM67 200V199H66ZM69 200H70V196H69ZM100 200V199H99ZM134 200V199H133ZM140 200V199H139ZM143 200H144V198H143ZM161 200V199H160ZM166 200V199H165ZM168 200H167V202H168ZM181 200H183L182 199V197H181ZM181 200H180V202H181ZM206 200V202H207V199H204V201ZM210 200V199H209ZM212 200V199H211ZM241 200V199H240ZM239 200V201H240ZM241 200V201H242ZM245 200V199H244ZM263 200V199H262ZM7 201H8V199H7ZM10 201V200H9ZM19 201V200H18ZM27 201V200H26ZM55 201V200H54ZM120 201V200H119ZM131 201H132V199H131ZM147 201H148V198H147ZM147 201L145 202V200H144V204H146L147 203ZM190 201H193V200H191L190 199ZM201 201V200H200ZM216 201V200H215ZM232 201H234V200H232ZM248 201V200H247ZM264 201V200H263ZM17 202V201H16ZM22 202H25V201H21V203ZM38 202H39V200H38ZM53 202V201H52ZM57 202V204H59L60 202H58V201H56ZM82 202V201H81ZM97 202H99V201H97ZM110 202V201H109ZM109 202H108V207H107V204H105V206H104V208H105V211H106V207L107 208H109V211H110V207H111V205L109 206ZM134 202H137V201H135L134 200ZM141 202H143V201H141ZM152 202V201H151ZM161 202V201H160ZM175 202H177V201H175ZM217 202H219V201H217ZM262 202V201H261ZM20 203V202H19ZM27 203V202H26ZM37 203V202H36ZM48 203H49V199H48ZM51 203V202H50ZM50 203H49V205H50ZM67 203H68V200H67ZM75 204H71V205H78L79 204V202H78V204H76V201L74 202ZM91 203H92V201H91ZM102 203V202H101ZM110 203H113L112 201L110 202ZM124 202H121V204H123ZM149 203H150V201H149ZM256 203V202H255ZM28 204V203H27ZM57 204H55V205H57ZM64 204H65V202H64ZM89 204L90 203H88V205L86 204V206H89ZM116 204H117V202H116ZM133 204V203H132ZM151 204V203H150ZM170 204V203H169ZM181 206L183 207H185V206H190L189 205V199H188V204H187V202L186 201H182L181 202ZM208 204V203H207ZM222 204H223V202H222ZM222 204H220L219 203V209L220 208H223V209H226L227 210V206L225 207V203H224V206H222ZM237 204H238V202H237ZM241 204H243V203H241ZM251 204V203H250ZM20 205V204H19ZM44 205H47V204H44ZM51 205H53L52 203H51ZM59 205H61V204H59ZM82 205V204H81ZM93 205H94V207H96L95 206V204H94V202H93ZM102 205H103V203H102ZM172 205V204H171ZM170 205V206H171ZM227 205V204H226ZM248 205V204H247ZM23 206H24V203H23ZM66 206H68V205H66ZM80 206V205H79ZM84 206V205H83ZM113 206H114V204H113ZM151 206V205H150ZM177 206H180V205H177ZM195 206V205H194ZM215 206H216V204H215ZM245 206V205H244ZM258 206H259V204H258ZM19 208L18 207V204H16V203H14V201H13V203L12 204H0V223L2 222L1 220H4V219H8V220H11V217H12V214H13V212H14V209L15 208ZM22 207V206H21ZM35 207V206H34ZM50 207V206H49ZM65 207V206H64ZM69 207V206H68ZM89 207H91V205L89 206ZM98 207H100L99 206V204H98V206H97V208ZM102 207V206H101ZM120 207H121V205L119 206V211L121 210V209H123V207H121V209H120ZM197 207V206H196ZM210 207H212V204H211V206L209 205V208ZM229 208V210L231 211L232 209L230 208V206H228ZM232 208H234L233 206H231ZM242 207H243V205H242ZM251 207V206H250ZM252 207H254L253 205H252ZM260 207V206H259ZM26 209L25 210H27V208H28V206L26 205V207H25ZM36 215H37V212L40 210V209H42L43 208V204H42V208L40 207L39 208V206H37L36 205ZM44 208H45V206H44ZM60 208V207H59ZM70 208V207H69ZM84 208V207H83ZM83 208H81V209H78V207H77V209H76V212H75V209H74V212H75V214L73 215V216H75V217H77V218H80V217H82L85 213H86V209H83ZM138 208V207H137ZM144 208V207H143ZM150 208V207H149ZM149 208H148V206L146 207V209H148L149 210ZM166 208H167V206H166ZM172 208H173V205H172ZM179 208H181V207H179ZM178 207H177V210L179 209ZM186 208V207H185ZM199 207H197L196 208V212H197V209H198ZM202 208V207H201ZM213 208V207H212ZM255 208H256V206H255ZM264 208V207H263ZM50 209H51V207H50ZM50 209L49 210H45V212H47L49 215H50V213H52V212H50ZM53 209V208H52ZM51 209V210H52ZM61 209H63V205H62V208H60V210ZM67 209V208H66ZM66 209H63L64 211H66ZM90 209V211H88V209H87V211H88V213L89 212H91V208H89ZM114 209V208H113ZM115 209H116V207H115ZM136 209V208H135ZM139 209V208H138ZM140 209H141V207H140ZM175 209V208H174ZM192 209H193V207H192ZM192 209H191V206H190V209H188L187 210V208L186 209H184V211L185 210H187L188 212H189V210H191L192 211ZM223 209H222V214H223ZM16 210V209H15ZM17 210H22V209H17ZM68 210V209H67ZM94 210H96V209H94ZM93 210V211H94ZM108 210V209H107ZM124 210V209H123ZM123 210H121L122 212H123ZM151 210H154L153 209V206H152V209ZM167 210H169V206H168V209ZM171 210L172 209H170V212H171ZM244 210V209H243ZM243 210H241V212H243ZM251 210H252V208H251ZM258 210H259V208H258ZM29 211V210H28ZM44 211V210H43ZM72 211V210H71ZM70 211V212H71ZM104 211V212H105ZM125 211V210H124ZM137 211H139V210H137L136 209V213H137ZM150 211V210H149ZM158 211V210H157ZM163 211V210H162ZM186 211V212H187ZM203 211H204V209H203ZM203 211H201V213L203 212ZM215 211V210H214ZM219 211L220 210H218V212H217V206H216V212H217V216H218V214H219ZM234 211H235V209H234ZM250 211V209L248 210V212ZM254 211H255V209H254ZM261 211H262V209H261ZM25 212H27V211H25ZM25 212H24V214H23V212H21L22 213V216L24 215V217L26 216L25 215ZM61 212H63V211H61ZM112 212V211H111ZM114 212V211H113ZM112 212V216L114 215V213ZM141 212V211H140ZM155 212V211H154ZM175 212H176V209H175ZM179 212V211H178ZM193 212H195V209H194V211ZM216 212H215V216H216ZM225 213H226V211H224ZM239 212V211H238ZM245 212V211H244ZM253 212V211H252ZM14 213H16V212H14ZM20 213V212H19ZM29 213H30V211H29ZM34 213L35 212H33L32 214L34 215ZM42 213V212H41ZM64 213V212H63ZM72 213H73V211H72ZM103 213V212H102ZM144 214H145V212H143ZM152 213H153V211H152ZM151 213V214H152ZM199 213H200V211H199ZM209 213V212H208ZM211 213H212V215H213V212H212V210H211ZM224 213V214H225ZM251 213V212H250ZM256 213H258V211H256ZM261 212H260V210H259V214H260ZM28 214V213H27ZM31 214V215H32ZM45 214V213H44ZM62 214V213H61ZM61 214L59 215V213H58V215L59 216H61ZM69 214V213H68ZM106 214H107V212H106ZM118 214V213H117ZM119 214H120V216L122 217V221H123V217H124V219L126 220V221H130L131 222V220H130V218L131 217H129V216H127V215H129V214H127V215H125V213H123L124 215L122 216V214H121V212H119ZM153 214H156V213H153ZM163 214V213H162ZM169 214V213H168ZM172 214H174V213H172ZM184 214V212L182 213V215ZM191 214H193L192 212H191ZM206 214V213H205ZM227 214H228V217H229V211L227 212ZM246 214H247V212H246ZM245 214V215H246ZM254 214V213H253ZM14 215V214H13ZM32 215V216H33ZM45 215H47V214H45ZM72 215V214H71ZM177 215V214H176ZM178 215H179V213H178ZM197 215H198V213H197ZM226 215V214H225ZM232 215V214H231ZM230 215V216H231ZM245 215H244V217H245ZM262 215V214H261ZM260 215V216H261ZM31 216V217H32ZM58 216V217H59ZM66 216L67 217H69V219H71L72 217H70V214L69 215H67L66 214ZM94 216V215H93ZM99 216V215H98ZM140 216V215H139ZM157 216H158V214H157ZM160 216H161V214H160ZM185 216V215H184ZM190 216V215H189ZM219 216H220V214H219ZM218 216V217H219ZM238 215H236V217H237ZM248 216H249V218H250V214H248ZM251 216H252V213H251ZM19 217V216H18ZM30 217V218H31ZM52 217H53V215H52ZM74 217V218H75ZM116 217V219H117V216H115ZM145 217V216H144ZM151 217H153V216H151ZM161 217H163V216H161ZM187 217V216H186ZM204 217V216H203ZM226 217V216H225ZM233 217V216H232ZM236 217H235V219H236ZM239 217V216H238ZM252 217H254L255 218V216L253 215ZM251 217V218H252ZM14 218H15V216H14ZM33 218H35L36 219V217H35V215H34V217ZM44 219H45V217H43ZM56 218V217H55ZM61 218H62V216H61ZM95 218H97V216H95ZM210 218V217H209ZM240 218V220H239V222L241 223V217H239ZM242 218H243V216H242ZM262 218H264L263 216H262ZM24 219V218H23ZM57 219V218H56ZM55 219V220H56ZM65 219V218H64ZM69 219H68V221H69ZM76 219V218H75ZM75 219H73V220H75ZM119 219V218H118ZM144 219V218H143ZM156 219V218H155ZM155 219H154V222H155ZM159 219V218H158ZM177 219V218H176ZM176 219H175V221H176ZM212 219V218H211ZM214 219L216 220V218L214 217ZM219 219H220V217H219ZM227 219V218H226ZM243 219H246L247 220V216H246V218H243ZM258 219V218H257ZM8 220L6 221V223L8 222ZM32 220V219H31ZM80 220V219H79ZM84 220H85V218H84ZM100 220H101V224H103L104 226H106L105 228H106V230H107V227L109 228V226H107V223H108V219L107 218H104V219H99V221H98V223H100ZM144 220H146V219H144ZM168 220H170L169 219V215H168ZM173 220V219H172ZM184 220H185V218H184ZM183 218H182V223L181 224H184L183 223ZM194 220V219H193ZM198 220H199V222L200 221H202L201 219H199L198 218ZM206 220H207V218H206ZM221 220H223V218L221 217ZM221 220H220V222H221ZM251 220V219H250ZM254 220V219H253ZM259 221H260V218L258 219ZM16 221H17V218H16ZM29 221H30V219H29ZM43 221V220H42ZM119 221V220H118ZM120 221H121V219H120ZM125 221V222H126ZM150 221V220H149ZM159 221V220H158ZM161 221H162V219H161ZM178 221H179V219H178ZM217 221H218V219H217ZM224 221V220H223ZM228 221H229V218H228ZM248 221H249V219H248ZM262 221V220H261ZM4 222V221H3ZM44 222V221H43ZM48 222V221H47ZM84 222V221H83ZM86 222L88 223V221L86 220ZM86 222L85 223H83V225L84 224H86ZM152 222V221H151ZM160 222V221H159ZM191 222H192V220H191ZM196 222V221H195ZM204 223H205V221H203ZM208 222V221H207ZM206 222V223H207ZM224 222H226V224L224 223L223 224V226H225V225H227V221H224ZM230 222H231V219H230ZM239 222H238V224H239ZM243 222V221H242ZM244 222H246V221H244ZM5 223V224H6ZM23 223V222H22ZM21 223V224H22ZM32 223V222H31ZM31 223H29V224H31ZM61 223V222H60ZM97 223V224H98ZM153 223V222H152ZM186 223H187V220H186ZM185 223V224H186ZM201 223V222H200ZM236 223H237V221H236ZM235 223V224H236ZM250 223V222H249ZM252 223V222H251ZM254 223V222H253ZM252 223V224H253ZM261 223H263L264 224V220H263V222H261ZM261 223H259V227L261 226ZM16 223H14V225H15ZM73 224V223H72ZM122 224V223H121ZM124 224H127V222L126 223H124ZM129 224V223H128ZM143 224V223H142ZM148 224V223H147ZM161 225H162V223H160ZM159 224V225H160ZM188 224V223H187ZM196 224H198V222H196ZM202 224V223H201ZM210 224L211 223H209V227H210ZM231 224L233 225V223L231 222ZM238 224H236L237 225V228H238ZM262 224V225H263ZM4 225V224H3ZM123 225V224H122ZM122 225H120L119 224V226H117V227H120V226H122ZM158 225V226H159ZM165 226H166V224H164ZM189 225V224H188ZM193 225V224H192ZM205 225L206 224H204V227H205ZM218 225H219V223H218ZM217 225V226H218ZM244 225V224H243ZM257 225V224H256ZM6 226V225H5ZM101 226V225H100ZM124 226V225H123ZM130 226H132V224H130ZM134 226V225H133ZM132 226V227H133ZM136 226V225H135ZM134 226V227H135ZM150 226V225H149ZM155 227H156V223H155V225H154ZM185 226V225H184ZM196 226H198V228L201 226L202 227V225H196ZM212 226L213 225H211V227L210 228H212ZM228 226H230V224L228 225ZM227 226V227H228ZM242 226V225H241ZM248 226V225H247ZM254 226V225H253ZM4 227V226H3ZM9 227V226H8ZM101 227H103V226H101ZM114 227V226H113ZM155 227H153L154 229H155ZM167 227V226H166ZM166 227H163V228H165L166 229ZM172 227V226H171ZM178 227V226H177ZM201 227H200V229H201ZM214 227H215V225H214ZM222 227V226H221ZM240 227V226H239ZM110 228H111V226H110ZM131 228V227H130ZM140 228V227H139ZM151 228V227H150ZM158 227H156V229H157ZM181 228V227H180ZM208 228V227H207ZM210 228H208V231H210ZM233 228H235V225H234V227ZM4 229V228H3ZM14 229V228H13ZM103 229H104V227H103ZM113 229V228H112ZM123 229H124V227H123ZM135 229L137 230V226H136V228H134V231H135ZM143 229V228H142ZM160 229H162V226H161V228ZM160 229L158 230V231H160ZM187 229H188V227H187ZM195 229H196V227H195ZM206 229V228H205ZM219 229H220V227H219ZM230 229V228H229ZM232 229V228H231ZM231 229H230V233H232L231 232ZM246 229V228H245ZM245 229H244V231H245ZM257 229H258V227H257ZM261 229V228H260ZM259 229V230H260ZM115 230V229H114ZM145 230H146V228H145ZM148 231L150 230V229H147ZM170 230V229H169ZM186 230V229H185ZM214 230H216V228H214ZM226 230H227V228H226ZM238 230H239V228H238ZM248 230L249 231H251L250 229H249V227H248ZM27 231V230H26ZM30 231V230H29ZM32 231H34V230H32ZM32 231H31V235H33V233H32ZM81 231V230H80ZM111 231V230H110ZM153 230L151 229V232H152ZM157 231V230H156ZM155 231V232H156ZM162 231V230H161ZM172 231H173V228H172ZM192 231V230H191ZM211 231H213V230H211ZM221 231H222V228H221ZM233 231V230H232ZM241 231V230H240ZM248 231V232H249ZM23 232V235H24V231H22ZM50 232V231H49ZM52 232V234L53 235H58V233H61L62 231H60V232H58V231H56V233H53V231H51ZM55 232V231H54ZM67 232H70V231H67ZM83 232V231H82ZM122 232V231H121ZM141 232V231H140ZM194 232V231H193ZM202 232V231H201ZM205 232V231H204ZM217 232V231H216ZM253 232H255L254 230H253ZM257 232H258V230H257ZM260 232V231H259ZM12 233V232H11ZM21 233V232H20ZM28 233V232H27ZM26 233V234H27ZM35 233V232H34ZM65 233H66V231L64 232H62V234H61V236H63V234H64V236H65ZM95 233V235H96V232H94ZM93 233V234H94ZM97 233H99V232H97ZM144 233H146V231H144ZM174 233V232H173ZM198 233H199V231H198ZM196 234V232H194V234H196V235H200L201 233H199V234ZM213 233L215 234V232L213 231ZM209 234V236H208V233H206L205 232V234L207 235V238H209V242H210V236H212V235H214V234ZM219 233V232H218ZM239 232H237V234H238ZM241 233H242V231H241ZM13 234H15V233H13ZM22 234V233H21ZM26 234H25V237H26ZM30 234V233H29ZM29 234H27V235H29ZM88 234H90V233H88ZM87 233H76V234H72L71 233V235L70 236H67V237H65V238H62V241H61V239H59V238H55V236L54 237H52L51 236V234L50 233H48V231H44V232H40V230H37L36 231V249H37V256H38V258H36L37 260L39 259V264H97L95 261H93V260H91V259H84L81 255H79V254H72V255H70L69 256V258H63V255H62V252H63V246L64 245H67V244H71L72 242H80L83 238H84V236H85V241H86V244H87V239H88V235ZM93 234H91V236H90V238L93 240L94 239V237H92V235ZM100 234H101V232H100ZM115 234H116V232H115ZM114 234V235H115ZM129 234H130V236L132 237V235H131V230H130V232H129ZM129 234H128V230H127V233H122V238H120L119 237V239H116V240H113V241H111L108 245H104L103 243V245L106 247V246H108L109 248H111L112 249V260L114 259V256H113V254H114V249H117L118 247H120L121 246V248H122V246H123V248L124 247H126V246H128L129 244H130V239H129ZM141 234H142V232H141ZM163 234H164V231H163ZM167 234V233H166ZM179 234H180V232H179ZM186 234H187V238H188V234H190L189 232L188 233H185V234H183V236H186ZM193 234V233H192ZM192 234H191V239L190 240H192V242H193V244H194V240L192 239ZM204 234V233H203ZM227 234H228V230H227ZM232 234H234V232L232 233ZM240 234V233H239ZM246 234V233H245ZM250 233H248V235H249ZM251 234H253V237H256V236H254V233H251ZM18 235H19V238H20V234H19V232H18ZM56 235V236H57ZM69 235V234H68ZM121 235V234H120ZM149 235V234H148ZM174 235V234H173ZM205 235V236H206ZM221 235L223 236V232L221 233ZM8 236V234H6V239L8 238L7 237ZM59 236V235H58ZM102 236V235H101ZM118 236V235H117ZM161 236H162V234H161ZM175 236H177V234L175 235ZM215 236V235H214ZM214 236L213 237H211V238H213V240H214ZM235 236V235H234ZM237 236V235H236ZM239 236V235H238ZM243 236V235H242ZM251 236V235H250ZM32 237V236H31ZM33 237H35V234L33 235ZM86 237H87V239H86ZM108 237V236H107ZM114 237V236H113ZM145 237V236H144ZM163 237V236H162ZM218 237V240L217 241H219V236H217ZM227 237H228V235H227ZM230 237V240H231V238H233V237H231V235L229 236ZM229 237L227 238L228 240H229ZM240 237V236H239ZM246 237H247V235H246ZM5 238V237H4ZM17 238V237H16ZM29 238V237H28ZM89 238V239H90ZM165 238V237H164ZM176 238V237H175ZM179 238H182V237H179ZM199 238V237H198ZM198 238H196V239H198ZM223 238V237H222ZM225 238H226V236H224V241H225ZM241 238V237H240ZM258 238V237H257ZM261 238H263V240L262 241H264V237H263V231H262V237ZM22 239H23V236H22ZM32 239V238H31ZM59 239V240H58ZM89 239H88V243H92V242H89ZM96 239H97V237H96ZM140 239H141V236H140ZM149 239H151V237L149 238ZM166 240L168 239V236H167V238H165ZM164 239V240H165ZM172 239V238H171ZM237 239V238H236ZM249 239H250V237H249ZM33 240H34V238H33ZM95 240V239H94ZM160 240V239H159ZM170 240V239H169ZM168 240V243H170L171 244V240L169 241ZM175 240V239H174ZM174 240H173V242H174ZM177 240V239H176ZM182 240L183 239H181V240H179V242L178 243H180V242H182ZM187 240V239H186ZM189 240V241H190ZM212 240V239H211ZM215 240H216V238H215ZM221 240V239H220ZM227 240V241H228ZM246 241H247V243H248V246H250L249 244H250V241L248 242V238L247 239H245ZM257 240H259V239H257ZM17 241H18V238H17ZM26 241V245H27V240H26V238H24V242ZM30 241V240H29ZM100 241H102V239L100 238ZM110 241V240H109ZM138 241V240H137ZM141 241V240H140ZM144 242H145V238H144V240H143ZM149 241V240H148ZM151 241H152V239H151ZM208 240H206V241H204V242H207ZM216 241V242H217ZM241 241H242V238H241ZM240 241V242H241ZM246 241H244V242H246ZM13 242H15V241H13ZM95 242V241H94ZM134 242V241H133ZM172 242V243H173ZM188 242V241H187ZM192 242L190 241V242H188V244H187V247H188V245H191L192 244ZM203 242V243H204ZM213 242V241H212ZM215 242V241H214ZM213 242V243H214ZM238 242V241H237ZM236 242V243H237ZM240 242H238V243H240ZM1 243V242H0ZM21 243V242H20ZM31 243H32V241H31ZM96 243V242H95ZM132 243V242H131ZM150 243V242H149ZM148 243V244H149ZM152 243H153V241H152ZM157 243V242H156ZM168 243H167V246H168ZM191 243V244H190ZM212 243V244H213ZM235 242H234V244H236ZM237 243V245L239 246L240 244H238ZM246 243V244H247ZM254 244H256L257 242H256V240H255V242H253ZM8 244V243H7ZM34 244H35V241H34ZM34 244H33V246H34ZM80 244H81V242H80ZM101 244V243H100ZM138 244H140V243H137V245ZM170 244H169V246H170ZM212 244H208V243H205V245L206 246H204V248L206 247V249H209L208 247H209V245H211V247L213 246ZM259 244V243H258ZM25 245V244H24ZM72 245V244H71ZM88 245V244H87ZM91 245V244H90ZM90 245H88V248L90 247ZM133 245H134V243H133ZM133 245H131L130 247H132ZM145 245H146V243H145ZM180 245H181V243H180ZM185 245V247H186V244H184ZM208 245V246H207ZM220 245V244H219ZM221 245H223V244H221ZM244 245V244H243ZM243 245H242V247H243ZM253 245V244H252ZM260 246H258L259 248L261 247V248H264V247H262V245L261 244H259ZM2 247H0V264H2V263H4L5 262V264H6V261H9L10 260V252H12V251H14V250H9V246L8 245H6V244H2L1 245ZM17 246H19V244L18 245H16V247ZM21 246H23V245H21L20 244V247ZM32 246V245H31ZM73 246H74V244H73ZM86 246V245H85ZM82 247V249L83 248H87V246L86 247ZM156 246H157V244H156ZM162 246H164V242H163V244H162ZM217 246V245H216ZM215 246V247H216ZM233 246V245H232ZM237 246V247H238ZM24 247V246H23ZM29 247V248H28ZM28 247H27V249H28V252H29V250H30V245L28 244ZM47 247H49V248H47ZM130 247H127V249L126 250H130V252H131V250L132 249H130ZM145 247V246H144ZM182 247H183V245H182ZM185 247H184V249H185ZM186 247V248H187ZM242 247L240 246V249L239 250H242ZM253 247V246H252ZM88 248H87V250H88ZM100 248H102V246L100 247ZM123 248L122 249H120V251H122L123 253L125 252V253H127L126 252V250L124 249L123 250ZM143 248V247H142ZM164 248H165V250H166V247L164 246ZM168 248V247H167ZM190 248V247H189ZM214 248V247H213ZM234 248H235V245H234ZM245 248V247H244ZM254 249H255V247H253ZM259 248H257L258 250H259ZM24 249H26V246H25V248ZM82 249H81V251H82ZM91 249H92V247H91ZM103 249V248H102ZM211 249V248H210ZM249 249V251L251 250L250 249V247L248 248ZM18 250L20 251V249L18 248ZM18 250H17V252H18ZM22 250V249H21ZM119 250V249H118ZM118 250H116V252H120V251H118ZM161 250H163V247H162V249ZM186 250V249H185ZM214 250H215V248H214ZM23 251L24 250H22V254H23ZM31 251L32 250H30V253L29 254H31ZM84 251H86L85 249H84ZM89 251V250H88ZM105 251V250H104ZM104 251H103V253H104ZM143 251H145V248H143ZM147 251V250H146ZM199 251H201V250H199ZM210 251V250H209ZM235 250H233V248H232V253L234 252ZM243 251H244V249H243ZM253 251V250H252ZM251 251V252H252ZM121 252V253H122ZM141 252V251H140ZM140 252H137V253H139L140 254ZM181 252H182V248H181ZM205 252H208V251H205ZM239 252V255H240V257H243L244 258V255L242 256L241 254H240V251H236V253H238ZM246 252H248L247 250H246ZM254 252V251H253ZM255 254H257V250H255ZM18 253H21V252H18ZM73 253H74V251H73ZM107 252L105 251V254H106ZM124 253V254H125ZM137 253L135 254V255H137ZM153 253V252H152ZM229 253V252H228ZM232 253H231V255H232ZM235 252H234V254H236ZM243 253V252H242ZM25 254V253H24ZM32 254H33V252H32ZM32 254L30 255V258H31V256H32ZM109 253H107L106 255H108ZM204 254V253H203ZM95 255V254H94ZM132 256H133V254H131ZM151 255V254H150ZM158 255V254H157ZM157 255L154 253V256L155 257H157ZM170 255V254H169ZM179 255V254H178ZM204 255H206V253L204 254ZM249 255H250V252H249ZM260 255H261V252H260ZM35 256H36V254L34 255L33 254V256H32V259H35ZM36 256V257H37ZM43 257V259H44V257H45V261L43 262V261H41V263H40V257ZM67 256H68V254H67ZM109 256V255H108ZM131 256V257H132ZM258 256V255H257ZM27 254H26V261H27ZM130 257V256H129ZM130 257V258H131ZM138 257H139V255H138ZM153 257V256H152ZM210 257H212V254H211V256ZM233 257V256H232ZM236 257H238V255H236ZM236 257H234L233 259H236ZM252 257V256H251ZM110 258H111V256L109 257V260H110ZM127 258H128V256H127ZM147 258H148V256H147ZM226 258V257H225ZM242 258V259H243ZM252 258H254V257H252ZM97 259H98V257H97ZM133 260L132 261H134V263H135V259H136V257L134 256V258H132ZM145 258H144V256H143V260H144ZM155 259V258H154ZM177 259V258H176ZM176 259L174 260L173 259V262H171V261H169V263L170 264H177V262H176ZM262 259H264V256H263V258ZM29 260V259H28ZM31 260V259H30ZM28 261L29 263H31V261ZM41 260H42V258H41ZM127 260V259H126ZM128 260H130L129 258H128ZM164 260V259H163ZM230 260V259H229ZM239 260H240V258H239ZM243 260H246L245 258L243 259ZM243 260H241L242 262H243ZM254 260V259H253ZM258 260H259V257H258V259H257V264H259L258 263ZM11 261V260H10ZM18 261H19V259H18ZM18 261H16L15 260V262H14V264L15 263H17V264H19L20 262H22V264H24L23 262H25V258H23V261L21 260L20 262H18ZM137 261V260H136ZM153 261V260H152ZM157 261H158V257H157V260H156V263H157ZM167 260H165V262H166ZM179 261V260H178ZM206 261V260H205ZM234 261V260H233ZM232 261V262H233ZM101 262V261H100ZM99 262V263H100ZM113 262V261H112ZM111 262V263H112ZM116 262L117 261H115L114 262V264H116ZM140 262V261H139ZM141 262H142V259H141ZM144 262V261H143ZM240 262V261H239ZM255 262H256V260H255ZM264 262V261H263ZM263 262L261 261V263L263 264ZM11 263H13V262H11ZM121 263V262H120ZM147 263L149 264V262L147 261ZM152 263V262H151ZM150 263V264H151ZM155 263V262H154ZM158 263H159V261H158ZM163 263V262H162ZM205 263V262H204ZM224 263V262H223ZM234 263L236 264V260L234 261ZM249 263V262H248ZM247 262H246V264H248ZM260 263V264H261ZM102 264H104V263H102ZM117 264H118V262H117ZM122 264V263H121ZM125 264V263H124ZM130 264H131V260H130ZM138 264V263H137ZM143 264H146L145 262L143 263ZM196 264V263H195ZM233 264V263H232Z\"/></svg>",
    "mask_w": 264,
    "mask_h": 264
}]
</instances>
